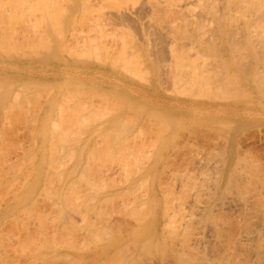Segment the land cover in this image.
<instances>
[{
	"label": "bare ground",
	"instance_id": "bare-ground-1",
	"mask_svg": "<svg viewBox=\"0 0 264 264\" xmlns=\"http://www.w3.org/2000/svg\"><path fill=\"white\" fill-rule=\"evenodd\" d=\"M39 1H41V0H39ZM39 1L31 0V3L33 2L32 3L33 5H36V3H38L37 5L39 6L43 3V2L40 3ZM45 1L47 3V0H45ZM45 1H44V3H45ZM34 2H35V4H34ZM53 2H54V0H52V2H49V0H48V4L45 5L46 4L45 3L44 4L45 6L43 4H42V6H44V8L48 7V5H50ZM58 2L59 3H56L58 5H56L55 7L58 6V8L61 9L62 14L60 12V9L58 11L60 12L61 16L64 15L63 17H61V19L63 18L65 20L64 22H66L64 25L68 24L69 26L68 25H66V26H68L69 28L72 26L71 30L70 31L68 30L69 33L67 32L69 37L67 38L66 41L69 42V45H70V46L68 45V47L74 46L75 49H73V50H75V52H76L75 53L73 51V54L75 53L76 61L74 60V58H72L73 62L75 61V67L71 71H67V70H61V71L58 70V71L61 72L60 73L61 79L67 83H70V84H68V85H70V87L73 86L72 90H75V91H72V92L77 93L79 98L78 99L76 98V99L79 102V104L81 105V107L87 106L85 111L83 110V108L78 107L80 105H76V104L73 105L72 104L73 108H75L77 106V108H79V109L81 108V110H83L84 113L87 111L85 113V114H87L88 112H92V110H94V109H100L101 110V108H103V112H104V111H106L104 108H107V106L112 107V105L116 106V104H119V103L120 104L122 103V105H124L123 103H125V104L128 103V104L136 106L134 109L135 110L134 113H137L136 112L137 108L141 109V112H143L142 110L145 109V110H147V112L153 113L155 111V107H157L156 108L157 110L161 109V108L162 109L163 108L164 109H175L178 111L179 110H190V111L196 112L197 114L203 115V117L209 118L206 121H203V119L202 120L201 119H195L196 121L195 120L194 121L196 123L192 121L195 124H192L190 122L191 125L189 124L187 126L191 127L192 129H187L186 131H184L183 134L186 132L185 133L186 135L185 136L182 135V137H180L181 138L180 141L177 140V138L181 135L179 133V129L183 125H177V123L174 122L173 123L174 125L172 126V125L167 124L168 121L165 122V120H164L166 125L167 126L169 125V127L172 126L173 129L169 133H165L167 130L163 133L159 132V134H161L160 139L157 140V141H159V144L157 142H155L154 145H155L156 149H157L156 143L158 145L161 144L160 147L157 150L155 149L154 146L152 147L154 149H149L152 151L155 150V152L153 154H151L152 153L151 151L144 153L145 155H146V153L147 154L149 153L150 156L146 155L145 157L149 156L148 158H150L152 161L149 163H146L144 161V164L145 163L148 164L146 166L147 168L144 166L146 169H144V171H142L141 173H139L137 175V179H138V176L141 174V177H143V180L147 179L149 182H148V185L142 184L143 185L142 188H144V186H146V188H144L142 190L140 189L139 186H137V187H139V188L136 187L139 192L137 191L135 193L133 191L136 188H134V189L132 188L133 193L130 192L132 185L136 182V179L133 176L134 174L133 175L131 174V171H133L131 168H132V165H134L135 167L133 166L134 167L133 169L136 168V169H139V171H141L142 168H140V167H141V162H143V160H141V158L139 159V156L142 154L139 155V153H138L139 156H137V154H135V155H133V157H132V155H129L130 154L129 152H131V154H133L132 151H133L134 147H133V149H131V148H129L130 145L128 146L129 150L126 149V151H129L128 152L129 154H127V155L131 156L130 158L132 160L133 159L134 160L132 161L131 159H128V161L129 160L132 161V163H129V165L127 164L129 169H127V167H124V168H126L125 169L126 170L125 171L126 176L124 178L125 179L124 182H125V185H127V187L125 189H127L128 193H124V195L125 194L126 195H125L124 200L122 202L123 207H124L123 217L125 216L124 220L126 218L132 220L134 223L133 224L134 226L132 225L131 227L127 228L126 231H123L126 233H125V236L122 238L121 241H117V243L109 244L107 241L109 239L110 234H112V232H114L116 230V229L114 230V228H113L116 225L111 223L112 221L110 222L111 224L109 222H108L109 224L107 223L109 218L106 221V218H104V215L108 212V210H106L107 212L105 214H103L101 211L104 212L105 210H102V205L98 203V201H100V200H97L98 198L93 199V197H92L93 200H90L91 203H89V208L91 210L89 212L95 213L94 214L95 216H100L99 214H103V217H102V215L99 217L100 219H102L100 221V224H96L98 222H94V221L93 222H91L89 220L85 221V219L82 216L81 217L84 220V222H86L88 224V228H85L86 223H85V227H84L85 230L88 229L90 231L89 232L88 230H86L87 233L95 235L96 237L98 236L99 242H97V238L95 237L96 240L94 239V242L95 241L96 242L95 243L92 242V244L93 245L94 244L99 245L100 247L105 246L102 249L98 246L95 247V245H94V248H96V249L98 248V250H100L99 251L100 253H106L110 250L114 251V250H116V248L117 249L119 248L116 251L118 253L116 264H264V160L261 159V157H260V155H258V153L253 152V150L250 151V148L249 149L247 148L245 150L242 148L243 149L242 150L239 147V142H238V141H240L238 139L242 138L241 134H242L243 130L246 129L245 130L246 132L252 131L253 130L252 128H254V127L257 128V130L254 128L256 131L253 132L254 134L251 133L252 135H250V138H254L255 134H257L256 137H258L259 140H260V138L262 139L264 137V130L262 131V129H260V128H262L260 126H262V125L264 126V0H59ZM29 3H30V0H0V14H2L1 17L5 13H6L5 14L6 19L8 17V15H7L8 13H9V15H10V13H12L11 14L12 16H14L13 14H15V13L18 14L19 16L28 14L29 11L32 10V8H33V7H31V5ZM37 5L35 6L37 9V12L42 10L41 15H43L42 14L43 7L41 6L42 9H40V6L38 8ZM52 6H53V4H52ZM36 9H34L33 12H35ZM45 9H44V13L47 10V9L46 10ZM48 9L49 10L47 13H50L51 8H48ZM51 12L53 14H55L54 13L55 11L54 12L51 11ZM30 14H32V13L30 12ZM41 15H39V16H41ZM19 16H18V18H19ZM36 16H38V15H36ZM29 17H30V15H29ZM34 17H35V15H34ZM50 17H49L50 20L47 18L48 22H50L52 19ZM15 18L17 21L15 20ZM15 18H13L11 16L8 17L9 22H10V19H12V20L14 19L13 20L14 24H12L13 23L12 21H11L12 23H10V24H12L10 26L13 27V29H11V27L9 25H7L8 23L6 20L3 21V22L6 21V25L9 26L10 29L12 30L11 32L14 31V28L16 26L15 25L16 22H17V25H19V24L21 25L23 21L29 22L28 20H30L32 17L29 18L27 21H25V19H24L25 17L23 18V16L21 17V18H23V21L21 20V18L20 19H17V17H15ZM26 18H28V16H26ZM33 19H31L30 21H32ZM43 19L45 20L44 17H43ZM55 19H57V17ZM19 20H20V23L18 22ZM41 21H43V20H40V23H41ZM0 23L4 24V23H2V21H0ZM38 23H39V21H38ZM52 23H53V21H52ZM54 23H55V21H54ZM54 23H53V25H54ZM34 24H36V23H33V25ZM23 25H25V23L22 24L20 27L22 28ZM28 25L31 26L32 24L30 22L28 24H26V27L30 28V26H28ZM64 25H62V26H64ZM4 26L2 27V32H4V30H3ZM34 26H33L34 33H35V35H37L36 34L37 32H35ZM39 26H40V28H42V25L35 26L36 31L39 28ZM66 26H65V29H66ZM20 27H19V29H21ZM26 27L24 29H26ZM57 27H59V26H57ZM44 28H45V26H44ZM31 29H29V30H31ZM65 29H63V30H65ZM107 29H109V33H108L109 35L106 32ZM17 30L15 29V31H17ZM15 31L13 33H10V34L12 36L14 34H15L14 36H17ZM26 31H28V30L26 29ZM39 31H44L43 34L45 33V30H43V28H42V30L40 29ZM58 31H59V29H58ZM7 32L8 33L5 35L9 34L8 27H7ZM18 32H20V31H18ZM21 32H22V30H21ZM23 33H25V32H23ZM39 34L41 36L43 35L42 33H38V35ZM11 35H8V36H10V39H11L10 42H12V40H13ZM29 35H30V32H29ZM29 35H27V36H29ZM31 35L33 36V31H31ZM35 35H34V37H35ZM56 35H57V33H56ZM105 35H107V37L110 36V38L105 37ZM41 36H39V37L41 38ZM46 36H48V35H46ZM60 36H63V35H60ZM60 36H58V38L61 39ZM17 37H19V36H17ZM17 37L14 39L15 42L17 40ZM65 37H67V35L62 37V40H61L62 43H64ZM30 38H31V40H34V38L32 39V37H30ZM47 38L48 37H46L45 39H47ZM51 38H53V37H51ZM5 39H7V38H5ZM19 39L20 38H18V40ZM25 39H26V35H25ZM18 40H17V42H18ZM23 40H24V35H23ZM40 40H42V39H40ZM29 41H30V39H29ZM36 41H37V39H36ZM53 41H55V40H53ZM58 41H59V39H58ZM0 42H1L0 43V45H1L3 41H0ZM25 42H23V43H25ZM19 43L16 44V46H15L16 49L19 46ZM33 43H34V41H33ZM37 43H39V39L36 42V45H38ZM7 44H9V43H7ZM20 44H22V43H20ZM26 44H27V42H26ZM46 44H47V46L49 45L47 42H46ZM31 45H33V48H31V49H34V44H31ZM63 45L59 44L60 50H61V47ZM11 46L12 45H10V47H7V48H10V50H12L11 48H13L14 45L12 47ZM42 46H43L44 50L47 49L46 47H44V41L42 42ZM50 46H51V44H50ZM64 46H63V48L66 51L67 46H66V48ZM40 47H41V45H40ZM24 48H26V46ZM28 48H30V46L27 47V50H30ZM0 49H2V48H0ZM19 49H20V47H18V50ZM21 49H23V48L21 47ZM25 50L24 51L20 50V53L23 51V55H24ZM27 50L25 53H27ZM36 50L38 51V53L40 52L39 48ZM48 50H50V47ZM68 50H67V55L70 54V51L72 49H68ZM0 51H2V50H0ZM32 51H30V53ZM46 51H44V55H45ZM51 51H52V49L50 51H48V53H46V54L49 55V52L51 53ZM55 52H57V51H55ZM20 53H19L20 56H18L17 59H19V57H21L22 53L21 54ZM40 53H42V52H40ZM63 53H65V52H63ZM3 54H4V51H3ZM31 54H33V57L35 56L34 53H31ZM35 54H36V52H35ZM53 54L54 53H52V56H51V54L48 56L49 59H53L52 58ZM8 55H10V56H8ZM14 55H15L14 56V58H15L17 55L16 54H14ZM42 55H43V53H42ZM6 56H8V58L13 57L11 54H9V52L6 54ZM25 56H27V55H25ZM40 56H41V54H40ZM27 57H29L28 59H30L29 55ZM35 57L37 58V54ZM54 57H56V55H54ZM21 58H22V60L26 59L23 56ZM42 58L44 59V56ZM28 59H27V61H28ZM49 59H47V60H49ZM34 60L37 61L40 59H34ZM61 60L63 61V58H61ZM70 60H71V58H70ZM70 60H66V61H70ZM24 61H26V60H24ZM32 61H33V59H32ZM40 62H42V60H40ZM70 62L73 63L72 61H70ZM2 63H4V62L2 61ZM63 63H65V61ZM5 64L8 65V63H6V62H5ZM0 65H2V64L0 63ZM14 65H16V63ZM18 67L19 66L17 65L16 68H18ZM60 67L58 69H60ZM21 68L25 69V68H23V66H21ZM21 68H18V69L21 70ZM0 69H2V68H0ZM153 70L155 72L158 70V73L156 72V76H158V77H155L156 79L152 77V75L155 74L152 72ZM49 71L51 73V69ZM23 72H25V71H23ZM35 72H36V70H35ZM52 73H54V72H52ZM148 74H152V75L149 76ZM1 75L2 74H0V79L2 78ZM8 77H6V78H8ZM150 77H152L153 79L152 78L150 79ZM17 78H19L17 80V81H19L20 76H17V77L12 76V77H10V81L12 79L13 80L12 83L14 84L15 80ZM3 80L6 81V79H3ZM3 80L1 82L3 84L8 83V85H6V84L1 85L0 84V88L2 89V90L0 89L1 90L0 93L6 87L8 88V86H10V85L12 86V87H10L11 89L8 88V89H6V91L4 90L5 91L4 95L6 96L7 91H9V89L10 90L13 89V85L9 83V81H8L9 79H7L8 82L7 81L3 82ZM21 80L24 82V79L21 78ZM26 80H25V84H20V83H22V82H20L19 85H17V86L28 87V85H26V84H28L29 78L27 81ZM35 80H37V79H35ZM30 81H32L33 83L36 82L33 80H30ZM158 81H160V83H162V84H160L161 88L164 87V84L166 85L165 88H163V89L164 90L167 89V91L166 90L165 91L167 93H170V95L169 94H166V96L158 95L159 90L156 91L154 88V86L157 85ZM53 82H48V83H53ZM39 83H41V82H39ZM42 83L44 85H46V82L42 81ZM29 84H31V83H29ZM36 84H37V86L44 87V86H42V84L41 85H38V83H36ZM55 84H50V85L48 84V85L51 86V85H55ZM32 85L33 84H31L29 86V88L31 87L33 89V87H34V89H35L36 85L33 87H32ZM61 85H63V84H61ZM20 87H19L20 90L16 87H15V90L18 89L21 92L23 89H25L23 87L21 89ZM46 87H48V86L46 85L44 88H46ZM66 87H67V85H66ZM66 87H64V89ZM27 89L28 88H26L25 90H27ZM32 89H30V90H32ZM43 89H42V91H43ZM35 90H37V89H35ZM39 90L41 91V89H39ZM67 90L65 89V92H67ZM69 90H68V92H69ZM14 91H13V93H15ZM24 91H23V93H26V95H27V92H29V90H27V92L26 91L24 92ZM32 91H30V92H32ZM38 91H36L35 93H37ZM46 91H45V93H46ZM20 92L17 91L16 94L17 93L19 94ZM72 92H71V94H73ZM114 92H116L118 94H115ZM38 93L36 94V96H38ZM101 93H104L105 96H103V95L99 96V94H101ZM1 94H3V93H1ZM30 94L32 95V93H30ZM30 94H28V95H30ZM42 94H39V95L41 96ZM48 94L49 93H47V95ZM63 94H64V91H63ZM71 94H68L69 95L68 97L72 96ZM106 94L108 96H106ZM113 94H115V95H113ZM12 95L13 96H11V97H15L16 102L19 101L18 99L20 98V94H19V98H16V96H14V94H12ZM53 95H52V97H53ZM73 95H75V94H73ZM23 96H24V101L27 100V102H28V99L25 98L26 97L25 94H23ZM1 97H2V95L0 96V98ZM11 97H10V99H11ZM35 97H34V99H35ZM57 97H59V96L57 95ZM68 97H67V99H68ZM73 97L75 98L76 95ZM27 98H28V96H27ZM60 98H61V96L59 97L58 103L60 102V100L63 99V97H62V99H60ZM64 98H66V97H64ZM15 99H11L10 102L12 100L15 101ZM22 99H21V102L23 101ZM73 99H71V97H70V102H71V100L73 101ZM76 99L74 100V102L76 101ZM0 100H1V103H3L5 99L3 98V102H2V99H0ZM51 100L52 99L49 100L50 102H48L46 108H49V105H50L49 103H51ZM6 101L9 103L8 100H6ZM14 101H13V103H14ZM24 101L22 103H24ZM30 101H31V99H30ZM35 101H37V100H35ZM65 101L66 102H64V100H63L62 102L67 103V100H65ZM68 101H69V99H68ZM7 102H6V105H7ZM40 102H42V99ZM78 102H76V103H78ZM28 103H30V102H28ZM28 105H31V103L27 104V106ZM41 105H43V104H41ZM62 105H64V104L62 103ZM62 105H60V106H62ZM17 106L20 107L19 104ZM37 106H38V104H37ZM57 106L59 107L58 104L56 105V107ZM65 106H67V104ZM11 107L12 106H9L12 113H14L13 112L14 109ZM18 107L16 108L17 110H19ZM24 107H26L25 103H24ZM35 107L36 106H34V108ZM69 107L71 108L70 105L68 106V109H69ZM37 108H39V110H40V107H37ZM37 108H35V109H37ZM87 108H88V110H87ZM89 108H91L92 110ZM113 108H115V107H113ZM23 109L24 108H22V110ZM1 110H2V108H1ZM3 110H2V115H4L5 117H8L5 115V113L3 114V112H4ZM26 110H28V109H26ZM50 110H51V108H50ZM100 110L98 112L99 114H100ZM6 111L7 110L5 109V112ZM28 111H26L25 114H28ZM31 111H33V109ZM42 111H44V110H42ZM62 111H63V113L65 112L64 110H62ZM109 111H111V110H109ZM117 111L118 112H115L116 117H117V113H118V115L120 114L118 116L120 119L124 118V116L123 117L121 116V115H124V114H122L123 112L121 111L122 112L121 113L120 110H117ZM18 112L19 111H17V114H18ZM47 112H48V110H47ZM53 112H54V110H53ZM76 112L78 113V111H76ZM56 113H58V112H56ZM69 113L72 114L73 112L72 113L69 112ZM84 113L82 112V114H84ZM105 113H107V112H105ZM105 113H104V115H105ZM150 113H149V115H151ZM156 113H157V111H156ZM19 114H23V111H22V113H19ZM36 114H37V116L39 115L37 112L35 113V115ZM50 114H52V113L50 112ZM65 114H63V116ZM80 114H81V111H80ZM107 114H109V113H107ZM153 114H155V112ZM53 115L51 118H53ZM109 115L105 116V118L102 119L103 122H105L104 119L105 120L107 119L108 120V121L106 120L107 125H109L108 127L103 126V127L107 128V129L103 130L104 133L106 130H107L106 132L109 133L110 132L108 130L109 127H112V125H114V123L117 122V120L119 121L118 117L117 118L114 117L115 116L114 113L112 114L113 116L110 115L112 117V119H110V120L108 119ZM149 115H147V116H149ZM158 115L159 114H157L156 117H154L155 115L154 116L152 115V116L155 119V118H158L157 117ZM162 115H164V114H162ZM181 115H180V117H181ZM4 116H0V117H4ZM46 116H48V115H46ZM68 116H69V114H68ZM138 116H139V113H138ZM143 116H145V115H143ZM169 116L170 117L172 116V118H173L174 114L169 115ZM39 117H40V115H39ZM82 117H83V115H82ZM82 117L80 119H83ZM98 117H99V115H98ZM111 117H109V118H111ZM178 117H179V115H178ZM22 118H23V115H22ZM25 118H26V116H25ZM31 118H33V116ZM51 118H50V120H51ZM78 118H75V119H78ZM94 118H95V116H94ZM101 118H102V116H101ZM166 118H167V116L162 118V119H166ZM15 119H11V120L13 121ZM90 119H91V117H90ZM162 119L160 118V120H159V118H158L156 120L162 121ZM8 120H10V119H7L6 123H8ZM72 120H74V119H72ZM72 120H71V122H72ZM83 120H80V121L76 120V121H79V124H80V122L82 124ZM88 120H89V118H88ZM100 120L98 118V120H97L98 123L92 122L90 124H88L85 121V123H86L85 128L87 129L86 132L88 131L87 132L88 135L85 133L87 136L84 134L86 137H89V135L91 134L89 132V130L91 131V129H92V131H94L93 128L96 125L100 124L99 123V122H101ZM130 120H129V122H130ZM172 120H174V119H172ZM3 121L5 122L6 119ZM16 121H18V120H16ZM29 121H28V125H29ZM63 121H65V119ZM76 121L74 120L75 123H76ZM121 121H123V120H120V122ZM144 121L146 122V120H144ZM207 121H209V122H207ZM21 122H22V120H21ZM31 122L33 123V120ZM62 122H60L61 125H62ZM67 122H69L68 119H67ZM103 122H102V124L105 125L106 122L105 123H103ZM120 122H118L116 124H119ZM138 122H139V120H137V123ZM0 123H3L2 120ZM38 123H40V122H38ZM54 123H56V122L53 121L52 123H49V125L51 124V126H53ZM75 123H73V125H72L73 127H74ZM85 123H83V125ZM147 123H148V121H147ZM23 124H25V123H23ZM79 124L77 126L81 130V128L79 126H82V125H79ZM91 124H94L95 126L92 125L93 127H91ZM123 124H124V121H123ZM123 124H122V126H123ZM130 124H132V123H130ZM130 124H128V125L131 126ZM133 124L135 125L136 123H133ZM139 124H142V123H139ZM55 125L56 124H54V126ZM61 125H59V126H61ZM3 126L4 127H0L1 128L0 133L3 132L2 131L3 128L7 127L6 124L5 125L3 124ZM46 126H48V125H46ZM98 126L102 127V125H98ZM142 126L143 125H141L140 127L143 128L144 126L143 127ZM199 126H201V127H199ZM25 127L26 126H24V128ZM41 127H42V125H41ZM69 127H71V126H69ZM73 127H72L73 130L70 128L71 131L76 132L75 131L76 129ZM103 127L101 128V130L104 129ZM131 127L134 128V126H131ZM49 128L52 129V127H49ZM54 128H56V127H54ZM117 128L115 129V131H117ZM156 128L158 131V127H156ZM247 128L249 130H247ZM11 129H12V127H11ZM32 129H34V128L32 127ZM57 129H60V128L57 127ZM66 129H67V127H66ZM94 129L98 130V128L96 129V127ZM150 129H151V127H150ZM165 129H167V128H165ZM27 130H26V128L24 129V131H26V132H27ZM46 130H47V128H46ZM52 130H54V129H52ZM63 130H62V132H63ZM80 130L77 129L78 132ZM101 130L99 128V131H101ZM143 130H145V129H143ZM20 131L23 132V130H20ZM71 131H70V134L68 133L69 137H71V133H72ZM161 131H164V130H161ZM175 131H177L179 133V134L178 133L174 134L175 135L174 137L172 134V138H174L173 142L176 145V146H174V144H173V148L175 149V147H176L177 153H175L174 149H173L174 152L172 150L171 151H172L173 155L176 154L172 158L178 157L179 159H178V161H176V163L177 162L178 163L177 164L175 163L176 166L173 167L172 164L174 163V161L171 158V151L169 152V154L166 153L168 148H169V143L167 146H165V148H163V145L165 142H167L169 140L170 133L175 132ZM65 132H66V130H65ZM118 132H119V130H118ZM125 132H126V130H125ZM136 132L138 134L139 130ZM34 133H37V128H36V132H34ZM48 133L50 134L51 132H48ZM55 133H57V130ZM55 133H53V134L51 133V134L54 135ZM64 133H63V135H64ZM81 133L82 132L77 133L78 136ZM97 133L98 132H96V134ZM123 133H124V131L122 132V136L124 135ZM126 133H128V131ZM149 133H148V135H149ZM248 133H246V134H248ZM92 134H94V132H92ZM99 134H102V132H100ZM113 134H112V136H114ZM239 134L241 136L240 138L238 137ZM243 134H244V131H243ZM0 135H2V134H0ZM30 135H32V133ZM103 135H105V134H103ZM144 135H145V133H144ZM50 136L49 135L46 136L47 139L45 137L44 140H48V139L50 140V138H48ZM56 136H57V134H56ZM60 136H62V135H60ZM85 136L84 137L81 136L82 137L81 139L76 138L77 140H74V141H76V143L77 142L80 143L84 140V142H85V139H86ZM112 136H109V137H112ZM2 137H3V135L0 136V141L3 140ZM92 137H93V135H92ZM92 137H89V138H91L90 142L93 141L92 139H94V137L93 138ZM114 137L116 139V136H114ZM134 137H136V136H134ZM150 137L151 136L149 135V138ZM243 137H244V135H243ZM42 138H44V136ZM51 138H52V141L48 140L49 142L55 141V140H53V138H54L53 136ZM57 138L62 139L59 136ZM89 138H87V140H89ZM95 138H98V137H95ZM99 138H103L102 139L103 141L105 139L104 137H100V136H99ZM107 138H108V136H107ZM156 138H158V137H156ZM108 139L105 141L109 142ZM110 139H112V138H110ZM33 140H34V138H33ZM48 141H46L47 145H48ZM57 141H56V143H57ZM99 141H101V140H99ZM99 141H96V142L93 141V142H95V144H97V142H99ZM118 141H116V142H118ZM125 141L127 142L128 140H125ZM131 141L129 143H131ZM198 141L202 145L201 144L199 145ZM67 142H69V141H67ZM43 143H45V141H43ZM70 143H71V141H70ZM76 143H75V145L78 144V143L77 144ZM40 144L41 143H39V145ZM62 144L63 143H61L60 145H62ZM64 144L66 145V143H64ZM81 144L83 146V142L80 143L79 145L81 146ZM85 144H88L89 146L87 145V147H90L94 143L92 145H90L89 143H85ZM115 144L117 145V143H115ZM125 144H123V145H125ZM136 144H135V146H136ZM75 145H72L71 149H74L73 147ZM79 145H77V146H79ZM99 145H97V146H99ZM106 145H107V143H106ZM106 145H105V148H106ZM126 145H128V144H126ZM80 146L77 147V149H74L73 151H74V154L76 156L80 154L81 157H83V155L81 153L84 151V149H85L84 146L86 147V145L83 146L82 151L80 150L81 153L78 152ZM94 146L96 147V145H94ZM0 147H1V144H0ZM107 147H109V146H107ZM7 148H4L3 150H6ZM9 148H10V146H9ZM14 148H16V147H14ZM14 148H13V150H15ZM122 148H124V147H122ZM1 149H0V151H1ZM10 149H12V148H10ZM50 149L51 148H49V150ZM88 149H91V147L87 148L86 151ZM115 149H116V147H115ZM130 149H131V151H130ZM184 149H186V150H184ZM31 150L33 151V149H31ZM95 150H98V149L95 148ZM141 150H140V153L142 152ZM104 151H105V149H104ZM112 151H114V149ZM181 151H182L181 155L180 154L177 155L178 152L180 153ZM184 151L186 153H184ZM22 152L24 153V151H22ZM77 152H78V154H76ZM6 153L9 154V152H6ZM70 153L71 152H69V154ZM84 153H88V151L84 152ZM66 154H67V152H66ZM119 154H120V151H119ZM123 154L124 153L122 152V155ZM5 155H3V156H5ZM9 155H12V154H9ZM62 155H63V153H62ZM169 155H170L171 159L167 163V161H165V159L169 158ZM1 156L2 155H0V158H3ZM76 156L73 157V155H72L73 158H75ZM106 156H108V155H106ZM114 157H112V158H114ZM119 157H121V156H119ZM145 157L143 155L144 159H145ZM54 158H55V155H54ZM79 158L80 157L78 156V161L76 160L77 162H79L78 164H80L77 167H79L81 165H85V164H82V161H84L85 159H83L80 162L81 159H79ZM86 158L89 159V157H86ZM92 158H94V155L92 156ZM105 158H107V157H105ZM105 158H103V161ZM11 159H12V157H11ZM24 159H27V158H24ZM68 159H70V158H68ZM101 159L102 158H100V161H101ZM116 159H117V157H116ZM154 159H156V160L154 161ZM161 159H163V161H164L163 165L164 164H166V165H164V168L162 167L163 170L162 171L160 170V173L164 172L165 171L164 169H167L169 167L168 168L169 170H167L169 172L168 177L173 176V178H174V181H173L174 183L171 181L172 182L171 186H169V185L171 183L170 178H172V177H170L168 179V181L170 183H167L168 189L165 188L166 192L168 190L167 194H166L165 190L159 191L157 189V185H158L159 181L157 180L158 182H156V180H155V177L157 174L156 171L158 170V168L160 167V163L162 162ZM0 160H3V159H0ZM55 160H56V158H55ZM91 160H93V159H90V161ZM94 160H95V158H94ZM113 160H115V158ZM120 160L121 159H119L118 161H120ZM159 160H161L160 163H159ZM21 161H22V159H21ZM51 161H52V158H51ZM72 161L71 160L69 161L71 164L69 162L68 163L70 165L74 166L75 163L73 165ZM85 161H87V160H85ZM90 161L87 162L88 165H90L89 164ZM96 161H98V160H96ZM96 161L93 163L95 164ZM100 161L97 163H100ZM108 161L109 160H107L105 162L109 163V162H111V159L109 162ZM116 161H115V163H116ZM6 162H8V161H6ZM13 162L16 163L15 160ZM1 163H2V161H1ZM47 163H49V162H47ZM112 163H114V161H112ZM25 164H27V163H25ZM25 164L23 166H25ZM58 164H60V163H58ZM63 164H67V163L64 162V163H62V165ZM94 164H91V166ZM3 165H4V163H3ZM9 165H11V164H9ZM21 165H22V163H21ZM54 165H56V164H54ZM88 165L82 166V168L80 167L81 168L80 170H79V168H77V170L79 171L78 172L79 176L77 173V177L75 178L77 181L75 179H74V181L80 182V183L82 182V184L84 182L87 183L88 176L90 177L91 176L90 174H93V172H91V171H94L95 168L96 169L99 168V167H95L97 165L96 164V165H94V168L91 170V167H88ZM117 165H116V167H117ZM113 166H115V164H113ZM122 166H124V163ZM129 166H131V167H129ZM30 167L32 168V166H30ZM46 167H48V166H46ZM56 167H58V166H56ZM75 167H71V168L73 169V172L76 173L77 170L74 169ZM101 167H105V166H101ZM27 168H29V167H27ZM40 168H41V166H40ZM71 168H68V169L65 168V169H67L66 171L63 169V171L65 172L64 174H67L66 172H68L69 170H70V172H72ZM20 169H22V168H20ZM54 169H56V168H54ZM9 170L10 169L8 166V171ZM26 170H28V169H26ZM47 170L48 169H46V171ZM59 170H60V168H59ZM8 171H7L6 176L9 174ZM102 171H103V169H102ZM102 171H101V173H102ZM109 171H111V170H109ZM4 172H6V169ZM70 172L68 173L69 175H67V176H70ZM61 173H63V172H61ZM61 173H60V175H61ZM95 173L99 174L98 170ZM116 173H115V175H116ZM133 173H134V171H133ZM164 173H161V174H164ZM54 174H56V173L54 172ZM74 175L75 174L73 173V176ZM24 176L25 175H23V177ZM71 176H72V173H71ZM107 176H108V174H107ZM118 176H120V174ZM159 176L162 177L161 175H159ZM165 176H167V175H165ZM165 176H164V179L167 178V177L165 178ZM0 177H1V179H3L2 176H0ZM19 177L21 178V176H19ZM62 177L65 179L67 178L66 179L67 181H68V179H70L68 177H64V176H62ZM97 177H99V176H97ZM13 178L14 177L12 176L11 180ZM100 178H101V176L98 178V180ZM104 178H102V179H104ZM122 178H123V176H122ZM25 179H26V177H25ZM57 179H59V178H57ZM71 179L73 180L72 177H71ZM20 180H18V181L20 182ZM62 180L63 179H61L60 181H62ZM93 180L90 181V178H89V182H92ZM95 180L97 181L96 178H95ZM109 180H111V179H109ZM160 180H162V179H160ZM50 181H52V180H50ZM60 181H58V184ZM106 181H108V180H106ZM140 181H142V180H140ZM9 182H10V179H9ZM76 182H74V183H76ZM93 182L91 183L92 185L95 183V182L94 183ZM137 182H139V181L137 180ZM160 182L162 183V181H160ZM18 183H16V184H18ZM60 183H62V182H60ZM80 183L78 186H80ZM164 183H165V180H164ZM164 183H163V185H164ZM13 184H14V181H13ZM13 184H12V186H14V188L13 187L12 188L16 190L15 185H13ZM67 184H69V183H67ZM76 184H78V183H76ZM82 184H81V186H82ZM91 184H90V186H91ZM42 185H43V183H42ZM135 185H137V183ZM51 186H52V184H51ZM59 186H61V185H59ZM160 186H161V184H160ZM1 187H3V186H1ZM41 187H43V186H41ZM52 187H54V185ZM80 187H78V189H75V188L74 189L69 188V189H73V191L74 190L79 191ZM91 187H93V186H91ZM112 187H116V184H115V186L113 185ZM133 187H135V186H133ZM164 187H165V185L163 186V189H164ZM17 188H18V186H17ZM83 188H84V185H83ZM27 189H25V190H27ZM33 189H36V188L34 187ZM88 189H89V187H88ZM59 190L61 192V189H59ZM64 190H66V189L64 188ZM83 190H81V191L84 192L83 194H85V191H83ZM86 190H87V186H86ZM91 190L94 191L95 188L94 189L91 188ZM27 191H29V189ZM30 191H32V190H30ZM37 191H39V190H37ZM41 191L38 192V193H40V195L45 194V192L41 193ZM105 191H107V190H105ZM105 191H104V193H105ZM117 191H118V189H117ZM108 192H111V191H108ZM161 192H163V195H165V196H163L161 194ZM4 193H6V192H4ZM12 193H10V196ZM52 193L53 192H51V194ZM67 193H69V192H67ZM98 193H96V194L98 195ZM28 194H26V195L28 196ZM63 194H64V192H63ZM113 194L115 195L117 193H113ZM6 195H8V194H6ZM6 195L4 197L7 198ZM14 195H12V196L14 197ZM26 195L24 194L23 196L27 197ZM30 195H32V194H29V196ZM58 195H60V194H58ZM58 195L56 194L57 198H58ZM76 195H79L77 191H76ZM118 195H119V193H118ZM23 196L21 197V195H20L21 198H23ZM74 196L75 195L73 194V198H74ZM88 196H89V194H88ZM88 196H86V197H88ZM1 197L3 198V196H1ZM63 197L61 198L59 196V199L61 198V201H62ZM115 197H117V196H115ZM66 198H68L70 200V195H67ZM120 198H122V196ZM32 199L35 200V197L34 198L32 197ZM59 199H58V203H57V201L55 203H57L61 207L62 205L60 204ZM46 200H47V198H46ZM46 200L44 199V201H46ZM74 200H75V198H74ZM86 200H84V201H86ZM163 200L165 201V204H162ZM31 201L32 200H29V202H31ZM76 201H78V199H76ZM81 201H82V199H81ZM81 201L79 200L78 202H81ZM90 201H87V202H90ZM32 202L30 204H35V201H34V203H32ZM63 202L68 204V202H66V201H63ZM71 202H69L70 205H71ZM110 202H111V200H110ZM114 202H116V201L114 200ZM0 203L2 205L1 201H0ZM65 203H62V204H64V206H65ZM119 203H117V205ZM17 204H19L18 201H17ZM84 204H85V202H84ZM35 205H34V209H37V208H35ZM106 205H109V204H106ZM112 205L110 204L111 208H112ZM27 206H29V204ZM30 206L27 207V209L25 207V209H24L25 212H27L28 209H30ZM64 206H62L64 208V211L66 209H68V207L70 208V210L72 207H75L74 204H72V206L68 205L67 208H65ZM37 207H40V206H37ZM62 207H61V209H62ZM105 207L103 209H105ZM9 208H12V207H9ZM115 208L113 207V209H115ZM38 209L40 210V208H38ZM73 209H72V212H73ZM76 209H77V207H76ZM108 209H109V207H108ZM113 209H111V211L109 209V211L112 212V211H114ZM9 210H7V211L9 212ZM11 210H13V209H11ZM17 210H19V209H17ZM79 210H81V209H79ZM31 211H29V212L31 213ZM81 211H83V210H81ZM178 211L182 212V215H180L181 213H179V215L181 217L178 215ZM29 212L24 213V214H28ZM68 212H70V211L66 210L65 213H62V210H61V212H60L63 215V216L60 215V217L62 216L61 221L64 223L69 222V220H67V218H68L67 216H69L71 212L70 213H68ZM39 213L37 212L38 215H39ZM45 213H47V212H45ZM53 213L55 214V212H53ZM14 214H13V216H14ZM24 214H22V215H24ZM37 214L34 216H37ZM40 214L42 217V213H40ZM75 214H77V212H75ZM5 215H7V214H5ZM107 215H108V213H107ZM110 215H112V214H110ZM110 215H108V216H110ZM2 216H3V214H2ZM32 216L33 215H31V217ZM53 216H55V215H53ZM77 216H78V214H77ZM83 216H84V214H83ZM173 216L177 217L176 219H178V216H179L180 220L178 219V223L176 222L174 227H173V225L169 224L170 225L169 227L172 226L170 229L167 227L168 226L167 222L169 221V219H172V222L174 224V221H175L174 218L175 217H173ZM39 218H37V219H39ZM43 218H44V216H43ZM118 218H116L117 223H118ZM69 219H72V216L71 217L69 216ZM82 219L80 218L81 221H83ZM86 219H87V216H86ZM94 219H96V221H97L96 217ZM6 220L7 219H5L4 221L6 222ZM24 220H26V219H24ZM59 221H60V219H59ZM87 221H89V222H87ZM94 224H96V225H94ZM112 224L114 226H112ZM120 224H119V226H120ZM12 225H13V223H12ZM25 225H26V222H25ZM25 225H21V226H19V228H18V225L15 227H17V229H19L18 232L27 234V232H29L27 230H29V229H27L28 227L26 228L27 225L26 226ZM70 225H68V226L70 227ZM39 226L40 225H38L37 227H39ZM55 226H57V228H58V224ZM83 226H84V223H83ZM40 227L41 228H38V230H36L37 233L32 235V236L29 233H28V235H30V236L26 235L27 237H24V238L22 236H20L21 240H19V242H18V239H19L18 237L20 234L18 235V237L15 236V237H17V242H15V243H17L18 246L16 244H14L15 245L14 247L15 248H16V246L18 247L17 249H18V252L20 254H21V252H25V253L29 252L34 246L35 247L42 246V245L44 246L43 243L46 242L45 239L48 237L47 234H49V233H50V238L53 237V239H54V237L55 238L58 237L59 233H57V237H56V227H55V229L52 232H50L52 230V228H51L49 233L46 234L47 237L45 236V239H44V234L47 231L45 232V228H44V232H45L44 233L43 228H42L44 226H40ZM50 227H51V225H50ZM63 227H60V228H63ZM4 228L8 229L6 227H4ZM65 228H66V225H65ZM115 228H117V227H115ZM121 228H123L122 225H121ZM73 229H74V227H73ZM78 229L79 228H77V230ZM59 231L60 230H58V232ZM70 231H72V228L70 229ZM134 231L135 232H143L144 234H142L140 239L134 240V241H132V243H130L129 241H131V239H132V233L131 232H134ZM60 232H62V231H60ZM74 232H72V233H74ZM115 232L117 233V231H115ZM84 233L86 234V232H84ZM98 233L101 234L102 236L97 235ZM64 235H66V234L64 233ZM69 235H72V234L70 233ZM23 236H25V235H23ZM60 237H62V236H60ZM65 237L66 236H64V238ZM74 237H75V235L72 238H74ZM85 237H86V235H85ZM0 238H1V236H0ZM6 238H7V236H6ZM12 238H13V235H12ZM22 238L25 240L22 241ZM50 238H49V240H50ZM89 238H92V237H90V235H89ZM99 239H101V240H99ZM110 239H111V237H110ZM42 240H44V241H42ZM54 240L52 242H54ZM75 240H78V239H75ZM90 240H92V239H90ZM20 241H22V242L20 243ZM56 241H57V243L59 242L58 247L59 248L62 247V249H64L63 244L66 242V240H64L65 241L64 243H63V239L62 240L59 239V241L57 239ZM56 241H55V243H53V245L57 244ZM48 242L49 241H47V244H49ZM78 242H79V240H78ZM86 242L84 243V246L87 245ZM88 242H90V241L88 240ZM105 242H107V243H105ZM61 243H62V245H61ZM68 243H67V245H69ZM119 244H121V246H119ZM2 245L3 244H0V246H2ZM36 245H38V246H36ZM43 246H42V249H43ZM55 246H57V245H55ZM55 246L54 247L52 246V247L55 249L56 248ZM74 246H77V245H74ZM82 246H83V244H82ZM84 246H83L84 249L79 248L80 246H78V248L80 250L77 249V251H81V249L87 251L90 249V247H88V249H86L87 247H84ZM3 247H4V245H3ZM44 247H48L47 249L51 248V246H44ZM9 248H8V250H9ZM45 249L46 248H44L43 250H45ZM92 249H93V247H92ZM35 250H36V248H35ZM35 250L32 251V252H34V254L37 253ZM43 250H41V251H43ZM56 250H57V248H56ZM113 251H112V253H113ZM18 252H17V254H19ZM46 252L44 251V253H46ZM53 252L55 254H51L49 256L43 254L40 257H36L40 261L38 263H40V264H55L56 260L54 258L56 257V255H58V256H60V255L58 253H56V251H53ZM53 252H51V253H53ZM116 252H114V253L116 254ZM13 253H15V252H13ZM112 253L110 254L111 256H112ZM9 254H10V252H9ZM41 254H42V252H41ZM60 254H62V253H60ZM115 254H113V255H115ZM81 255L82 254H80V256ZM92 255L94 256V254H92ZM110 255H107V256H110ZM0 256H1V253H0ZM27 256H26V258H28ZM58 256L56 259L58 261H60L61 260L60 258H63V256L59 257V259H58ZM65 256H66V253H65L64 257ZM96 256L97 255H95V257ZM111 256L109 257V260H110V258H113V256L112 257ZM2 257L5 258L6 256L4 257V255H3ZM68 257H66V258L68 259ZM105 258H102V259L104 260ZM7 259H4V260H6V262H7ZM73 259L71 258V260H73ZM107 259H108V257H107ZM114 259L115 258H113V260L112 259L111 260L114 261ZM0 260H3V259L0 258ZM8 260L10 261V259H8ZM66 260H64V261H66ZM109 260H108V264L110 262ZM58 261H56V262H58ZM64 261L62 259L63 263H64ZM68 261H66V263H64V264H68L67 263ZM19 262H20V259H19ZM31 262H34L33 259ZM72 262L73 261H71L70 264H73ZM31 264H33V263H31Z\"/></svg>",
	"mask_w": 264,
	"mask_h": 264
},
{
	"label": "rangeland",
	"instance_id": "rangeland-1",
	"mask_svg": "<svg viewBox=\"0 0 264 264\" xmlns=\"http://www.w3.org/2000/svg\"><path fill=\"white\" fill-rule=\"evenodd\" d=\"M33 1H39V0H33ZM44 1L45 0H41V1H39L40 3L41 2H43L42 4L44 5L45 3H46V1H45V3H44ZM59 0H54V2L53 3H49L50 5H48V7H45L44 8V6L45 5H47L48 4V0H47V3L44 5V6H42V4L41 5H39L40 6V9H42L41 8V6L43 7V12H42V14L43 15H41V11L42 10H40V11H38L37 12V9H36V5L38 4V3H36V5H33L32 3H31V0H30V5H31V7H33L34 9H36V11L35 12H33V8H32V10H30L29 11V13L28 14H25V15H20L21 17L23 16V18L25 19V21H27L29 18H31V19H33L32 21H30V20H28L32 25L30 26V25H28V26H30V28H28V27H26V24H28L29 22H24L23 21V18H21L18 14H13L15 17H17V19H20L21 18V20L25 23V25H23V29L26 27V29L30 32V35H29V32L28 31H26V29H22L20 26L22 25V24H24L22 21V24L20 25H17V20H16V18L14 17V16H12L11 14L12 13H10V15H9V13L7 14L8 15V17H13V18H15V22H16V26L18 27H16L15 26V28H14V31H15V29L17 30V31H15L16 32V35L17 36H19V37H17V36H12L10 33H13V32H11L12 30L11 29H13V27H11L10 25H12V24H14V19L12 20V19H10V22H9V19H8V17H7V19L5 18V14H3V16L1 17V15L2 14H0V21H2V23H4V24H1L0 23V41H3L2 42V46L0 45V48H2V49H0V50H2V51H0V63L2 64V65H0V68H2V69H0V74H2L1 75V77L3 78V79H6V81H7V79H9L8 81H9V83L10 84H12L13 85V89L12 90H10L11 88L10 87H12L11 85L10 86H8V88H10L9 89V91H7V97L4 95L5 94V91H6V89H8L7 87L1 92V93H3V94H1L2 95V97L0 98V99H2V102H3V98L5 99L4 100V102L3 103H1V100H0V116H4V115H2V110L5 108L7 111L5 112V109L3 110L4 112H3V114L5 113V115L6 116H8V117H0V122H1V120H2V122L3 123H0V127H4L3 126V124L5 125L6 124V126L8 127H6V128H3L2 129V133H0V134H2L3 135V140H1L0 141V144H1V147H0V149H1V153H0V155H2L1 157H3V158H0V159H3V160H0V176H2V178L3 179H1V177H0V201L2 202V205H1V203H0V236H1V238H0V244H3L4 245V247H3V245L2 246H0L1 248H0V253H1V256H0V258H2L3 260H0L1 262H0V264H31V263H33V264H37L38 262H40L39 261V259L38 258H36V257H40V256H42L43 254H45V255H51V254H55L53 251H56V253H58L60 256H58V255H56V257L54 258L56 261H58L56 258H57V256H58V259H59V257H62L63 256V258H60L61 260L60 261H58V262H56L55 260V264H64V263H66V261H73L72 263L74 264H108V260H109V257L111 256L110 254L112 253V251L113 250H110V251H108V252H106V253H100L99 251L100 250H98V248L96 249V248H94V245L92 244V242H94V239L96 240V238H97V242H99L98 241V236L96 237L95 235H92V234H90V233H87V231L86 230H88V229H86L85 230V228H88V224L86 223V222H84V220L82 219V217L85 219V221L86 220H89V221H91V222H98V223H96V224H100V221L102 220V219H100L99 217L102 215V217H103V214H105L107 211L106 210H108V215H110V214H112V215H110V216H108L107 215V213L104 215V218H106V221L108 220V218H109V220L107 221V223L109 222H111V223H113V224H115L116 226H114L113 224H112V226H114L113 228H114V230L115 231H117V233L115 232H112V234H110V236H109V239H108V243L109 244H113V243H117V241H121L122 240V238L125 236V233L126 232H123V231H126L127 230V228H129V227H131L134 223H133V221L132 220H130V219H125L124 220V218H125V216L123 217V215H124V212H123V210H124V207H123V200H124V197H125V195H124V193H128L127 192V189H125L126 187H127V185H125V176H126V168H124V167H127V169H129L128 168V166H127V164L129 165V163H132V161L134 160H132L130 157L131 156H129V155H132V157H133V155H135V154H137V156H139L140 154H142V155H140L139 156V159L141 158V160H143V162H141V167L140 168H142L141 169V171H139V169H133L135 166L134 165H132V170L134 171V173H133V171H131V174L135 177V179H136V182L132 185V187H131V191L130 192H132V190L134 189V188H136L137 186H139L140 187V189L142 190V189H144V188H146V186H144V188H142L143 187V185H148V180L146 181L145 179V181L143 180V177H141V174L138 176V179H137V175L139 174V173H141L142 171H144V169H146L147 167V165L148 164H146V163H149V162H151L152 160L150 159V158H148L150 155H149V153L147 154L146 153V155H149V156H147V157H145L146 155L144 154L145 152H152L151 154H153L154 152H155V150H149V149H154V148H152L153 146L155 147V142H157L158 144H159V141H157V140H159L160 139V137H161V134H159V132L160 133H163V132H165L166 130V132L165 133H169V132H171L172 131V126L174 125L173 123L174 122H176L177 123V125H183L180 129H179V133L181 134L178 138H177V140H179L180 141V137H182V135H186L185 133L183 134V132L184 131H186L187 129H192L191 127H189V126H187V125H191V123L192 124H195L196 122V120L195 119H203V121H206L207 119H209V118H206V117H203V115H200V114H197L196 112H194V111H190V110H175V109H156L157 107H155V114H153V113H150V112H147V110H142L143 112H141V109H139V108H137L136 109V112L137 113H134L135 112V107L136 106H134V105H131V104H128V103H123L124 105H122V103L120 104H116V106H114V105H112V107L111 106H107V108H104L106 111H104L103 112V108H101V110L100 109H94V110H92L91 108H89V109H91L92 110V112H88L87 114H85L84 113V111H85V109H86V107L85 106H82L81 107V105L79 104V102L77 101V99L79 98L78 97V95H77V93H73L72 91H75V90H72L73 88V86H71L70 87V85H68V84H70V83H67V82H65V81H63L62 79H61V77H60V71L61 70H67V71H71L74 67H75V61H76V58H75V50H73V49H75V47L73 46H71V47H68V45H69V42H67L66 40H67V38L69 37V35L67 34V32L69 33V31L71 30V28H72V26L69 28L68 26V24H66V25H68V26H66V25H64L66 22H64L65 20L62 18L61 19V17H63V16H61V14H62V12H61V9L60 8H58V6L57 7H55L56 5H58V4H56V3H59L58 2ZM49 2H52V0H49ZM39 3V4H40ZM34 4H35V2H34ZM52 4H53V6H52ZM38 6V5H37ZM39 6H38V8H39ZM51 6V7H50ZM48 8H51L50 9V13H47L48 12ZM31 9V8H30ZM44 9L46 10V12L44 13ZM54 9V10H53ZM60 9V12H61V14H60V12L58 11ZM39 10V9H38ZM51 11H55L54 13L55 14H53ZM57 11V12H56ZM30 12L32 13V14H30ZM37 13V14H36ZM35 15V17H34V15ZM49 14V15H48ZM52 14V15H51ZM60 14V15H59ZM29 15H30V17H29ZM36 15H41V16H36ZM58 15V16H57ZM18 16H19V18H18ZM26 16H28V18H26ZM45 18V20L43 19V17ZM47 16V17H46ZM51 16V17H50ZM4 17V18H3ZM41 17V18H40ZM49 17L50 18H52L51 19V21L50 22H48V19H49ZM57 17V19H55ZM3 18V19H2ZM48 18V19H47ZM2 19V20H1ZM4 20H6L7 21V25H9L10 27H11V29H10V27L9 26H7L6 25V21L5 22H3ZM35 20V21H34ZM40 20H43V21H41V23H40ZM50 20V19H49ZM13 23H12V22ZM38 21H39V23H38ZM46 21V22H45ZM52 21H53V23H54V21H55V23H54V25H53V23H52ZM63 21V22H62ZM19 23H20V20L18 21ZM10 23H12V24H10ZM33 23H36V24H34L35 26H38V25H42V28H43V30H45V33L43 34V32L44 31H39L40 29L42 30V28H40V26H39V30L37 29V31H36V27L33 25ZM38 23V24H37ZM48 23V24H47ZM52 25H51V24ZM57 23V24H56ZM63 23V24H62ZM45 24V25H44ZM64 25V26H62V25ZM2 25V26H1ZM5 25V26H4ZM48 25V26H47ZM4 26V28H3V30H4V32H2V27ZM8 27V31H9V34L8 35H11V37H12V42H10V36H8V35H5V34H7L8 32H7V27ZM33 26H34V29H35V32H37L36 34L37 35H35V33H34V30H33ZM44 26H45V28H44ZM57 26H59V27H57ZM65 26H66V29H65ZM19 27L21 28V29H19ZM53 27V28H52ZM61 27V28H60ZM32 28V29H31ZM47 28V29H46ZM29 29H31V30H29ZM58 29H59V31H58ZM63 29H65V30H63ZM6 30V31H5ZM21 30H22V32H21ZM69 30V31H68ZM18 31H20V32H18ZM31 31H33V36L31 35ZM54 31V32H53ZM56 31V32H55ZM23 32H25V33H23ZM61 32V33H60ZM106 32H107V34L109 33V29H107L106 30ZM18 33V34H17ZM38 33H42L43 35L41 36L40 34L38 35ZM56 33H57V35H56ZM63 33V34H62ZM52 34V35H51ZM59 34V35H58ZM134 34V33H133ZM3 35V36H2ZM23 35H24V40L27 42V44H26V42L23 40ZM25 35H26V39H25ZM27 35H29V36H27ZM34 35H35V37H34ZM46 35H48V36H46ZM60 35H63V36H66L67 35V37H65L64 38V43H62V37L63 36H60ZM109 35V34H108ZM5 36V37H4ZM39 36H41V38L39 37ZM48 37L47 39H45L46 37ZM53 37V38H51V37ZM57 38H55V37ZM58 36H60L61 37V39L60 38H58ZM3 37V38H2ZM17 37V40H18V38H20L19 40H18V42H17V40H16V42L14 41V39ZM28 37V38H27ZM30 37H32V39L34 38V40H31V38ZM43 37V38H42ZM105 37H107V35H105ZM5 38H7V39H5ZM107 38H110V36H108ZM3 39V40H2ZM9 39V40H8ZM29 39H30V41L32 42H30L29 41ZM36 39H37V41H38V39H39V43H37L38 45H36ZM40 39H42V40H40ZM58 39H59V41H58ZM8 40V41H7ZM53 40H55V41H53ZM57 40V41H56ZM14 41V42H13ZM33 41H34V43H33ZM36 41V42H35ZM41 41V42H40ZM44 41V47H46L47 49H45L44 50V48H43V46H42V42ZM22 43V44H20V43ZM23 42H25V43H23ZM46 42L49 44L48 46H47V44H46ZM66 42V43H65ZM1 43V42H0ZM6 43V44H5ZM7 43H9V44H7ZM19 43V46L18 47H20V49L18 50V47H17V49L15 48V46H16V44H18ZM34 44V49H31V48H33V45H31V44ZM68 43V44H67ZM50 44H51V46H50ZM59 44L61 45H63L65 48H66V46H67V48H66V51H65V49L63 48V46L61 47V50H60V46H59ZM6 45V46H5ZM8 45V46H7ZM10 45H14L13 46V48H11L12 50H10V48H7V47H10ZM21 45V46H20ZM23 45V46H22ZM36 45V46H35ZM40 45H41V47H40ZM11 46V47H12ZM26 46V48H24ZM30 46V48H28V49H30V50H27V47H29ZM32 46V47H31ZM70 46V45H69ZM5 47V48H4ZM21 47L23 48V49H21ZM37 47V48H36ZM49 47H50V50L52 49V51H51V53L49 52V55L51 54V56H52V53H54L53 54V59H49V55H47L46 53H48V51H50V50H48L49 49ZM52 47V48H51ZM54 47V48H53ZM40 49V52H42L43 53V55H42V53H38V51L36 50V49ZM27 50V53H25L26 52V50ZM59 49V50H58ZM68 49H72L71 51H70V54L69 55H67V50ZM8 50V51H7ZM16 52H15V51ZM20 50H25V52H24V55H23V51L20 53ZM33 50V51H32ZM47 50V51H46ZM3 51H4V54H3ZM7 51V52H6ZM29 51V52H28ZM30 51H32L31 53H34V55L36 56V54H37V58L34 56L33 57V54H31L30 53ZM44 51H46L45 52V55H44ZM55 51H57V52H55ZM69 51V50H68ZM73 51L75 52L74 54H73ZM6 52V53H5ZM9 52V54H11L13 57H11V58H8V56H10V55H8V56H6V54ZM14 52V53H13ZM35 52H36V54H35ZM63 52H65V53H63ZM19 53L21 54V57L23 56L24 58H26V59H24V60H26V61H24V60H22V58L21 57H19V59H17L18 58V56H20L19 55ZM29 53V54H28ZM14 54H16L17 56L14 58ZM40 54H41V56H40ZM25 55H29L30 56V59H28L29 57H27V56H25ZM54 55H56V57H54ZM6 56V57H5ZM44 56V59L42 58ZM71 56V57H70ZM73 56V57H72ZM4 57V58H3ZM32 57V58H31ZM40 57V58H39ZM59 57V58H58ZM55 58V59H54ZM61 58H63V61L61 60ZM70 58H71V60H70ZM72 58H74V62H73V60H72ZM27 59H28V61H27ZM32 59H33V61H32ZM34 59H40V60H42V62H40V60H34ZM47 59H49V60H47ZM30 60V61H29ZM46 60V61H45ZM66 60H70V61H72L73 63H71L70 61H66ZM2 61L4 62V63H2ZM58 61V62H57ZM65 61V63H63ZM5 62L6 63H8V65L7 64H5ZM35 62V63H34ZM16 63V65H14ZM23 64V65H22ZM33 64V65H32ZM17 65L19 66L18 68H21V66H23V68H25V69H22L21 68V70L20 69H18V68H16L17 67ZM6 66V67H5ZM11 66V67H10ZM61 66V67H60ZM64 66V67H63ZM8 67V68H7ZM27 67V68H26ZM47 67V68H46ZM60 67V69H58ZM4 68V69H3ZM11 69V70H10ZM13 69V70H12ZM16 69V70H15ZM51 69V73H50V70ZM20 70V71H19ZM35 70H36V72H35ZM58 70H60V71H58ZM156 70V69H155ZM23 71H25V72H23ZM48 74H47V73ZM52 72H54V73H52ZM59 72V73H58ZM153 73H155V74H148L149 76L150 75H152V77L153 78H155V77H158V76H156V72L158 73V70L155 72L154 70L152 71ZM151 73V72H150ZM39 74V75H38ZM59 74V75H58ZM5 75V76H4ZM9 76V77H8ZM17 77V76H20V80L19 81H17L19 78H17L16 80H15V83L13 84L12 83V79H11V81H10V77ZM57 76V77H56ZM5 77V78H4ZM6 77H8V78H6ZM29 78V80H28V78ZM52 77V78H51ZM152 77H150V79L152 78ZM1 78V79H2ZM21 78L22 79H24V82L21 80ZM28 80V84H26V85H28V87H23V86H17V85H19V83L20 82H22V83H20V84H25V80L26 79ZM54 78V79H53ZM152 78V79H153ZM0 79V84L1 85H4V84H6V85H8V83H2L1 81L3 80H1ZM35 79H37V80H35ZM53 79V80H52ZM156 79V78H155ZM159 79V78H158ZM26 80V81H27ZM30 80H33V81H36V82H32V81H30ZM160 80V79H159ZM6 81H4L3 80V82H6ZM7 81V82H8ZM42 81L43 82H46V85L48 86V87H46V88H44L46 85H44L43 83H42ZM54 81V82H53ZM39 82H41V83H39ZM48 82H53V83H48ZM27 83V82H26ZM29 83H31V84H33L32 85V87L33 86H35L36 85V87H35V89H37V90H35L34 89V87H33V89L30 87L29 88V86L31 85V84H29ZM36 83H38V85H41L42 84V86H44V87H40V86H37V84ZM50 85V84H55V85H51V86H49L48 84ZM66 83V84H65ZM61 84H63V85H61ZM156 84V83H155ZM160 84H162V83H160V81H158L157 82V85H155L154 86V88H155V90L156 91H158L159 92V94L158 95H160V96H166V94H169L170 95V93H167L166 91H167V89H163V88H165V84H164V87H162L161 88V85ZM66 85H67V87H66ZM160 85V86H159ZM15 87L16 88H18L19 89V87L22 89V87L23 88H28L27 90H29V92L30 91H32V92H30V93H32V95L29 93V92H27V90H25V89H23L21 92L17 89V90H15ZM40 87V88H39ZM57 87V88H56ZM59 87V88H58ZM64 87H66L65 89L67 90H69L70 88V90H69V92H68V90H67V92H65V89H64ZM44 88V89H43ZM51 90H50V89ZM1 89V88H0ZM30 89H32V90H30ZM39 89H41V91H42V89H43V91L41 92ZM47 91H46V90ZM55 89V90H54ZM61 89V90H60ZM2 90V89H1ZM0 90V91H1ZM15 90V91H14ZM26 91L27 92V95H26V93H23V91ZM39 90V91H38ZM46 91V93H45V91ZM13 91L15 92V93H13ZM20 92L19 94H20V98H19V94L17 93L16 94V92ZM24 91V92H25ZM36 91H38L37 93H38V96H36V94L37 93H35ZM60 91V92H59ZM63 91H64V94H63ZM73 93V94H75L76 95V97L74 98L73 96H75V95H73V94H71V92ZM11 92V93H10ZM44 92V93H43ZM55 92V93H54ZM43 93V94H42ZM47 93H49L48 95H47ZM62 95H61V94ZM113 93V92H112ZM115 94H118V93H116V92H114ZM12 94H14V96H16V98H19L18 100L19 101H17L16 102V99H15V97H11V96H13ZM22 94V95H21ZM23 94H25V98L26 99H28V102H30L31 103V105H28L27 106V104H30V103H28L27 102V100H25L24 101V96H23ZM28 94H30V95H28ZM39 94H42L41 96L39 95ZM54 94V95H53ZM60 94V95H59ZM67 94V95H66ZM68 94H71L72 96H70L71 97V99H73V101L71 100V102H70V97H68L69 95ZM115 94H113V95H115ZM0 95V96H1ZM9 95V96H8ZM36 97H35V96ZM52 95H53V97H52ZM57 95L60 97L61 96V98L60 99H62V97H63V99L62 100H60V102L58 103V101H59V97H57ZM65 95V96H64ZM105 96V94L104 93H101V94H99V96ZM112 95V94H111ZM5 96V97H4ZM27 96H28V98H27ZM47 96V97H46ZM51 96V97H50ZM106 96H108L107 94H106ZM168 96V95H167ZM10 97H11V99H15V101L14 100H12L11 102H10ZM30 97V98H29ZM34 97H35V99H34ZM40 97V98H39ZM64 97H66V98H64ZM67 97H68V99H69V101H68V99H67ZM23 98V99H22ZM46 98V99H45ZM52 99L51 100V103H49L50 105H49V108H46L47 107V104H48V102H50L49 100L50 99ZM77 98V99H76ZM21 99L24 101V103H25V106L26 107H24V103H22L21 102ZM30 99H31V101H30ZM41 99H42V102H40L41 101ZM76 99V101L74 102V100ZM6 100H8L9 101V103L6 101ZM35 100H37V101H35ZM39 100V101H38ZM64 100V102H66L65 100H67V103H64V102H62ZM13 101H14V103H13ZM34 101V102H33ZM55 103H54V102ZM6 102H7V105H6ZM16 102V103H15ZM19 102V103H18ZM21 102V103H20ZM39 102V103H38ZM64 104V105H62V103ZM73 102V103H72ZM76 102H78V103H76ZM19 104V106L20 107H18L17 105ZM27 103V104H26ZM33 103V104H32ZM54 103V104H53ZM4 104V105H3ZM10 104V105H9ZM12 104V105H11ZM21 104V105H20ZM23 104V105H22ZM37 104H38V106H37ZM41 104H43V105H41ZM59 105V107L57 106L56 107V105ZM67 104V106H65ZM71 106V108L69 107V109H68V106L69 105ZM72 104L74 105V104H76V105H80V106H78V107H81V108H83V110H81V108L79 109V108H77V106L75 107V108H73V106H72ZM14 105V106H13ZM41 105V106H40ZM60 105H62V106H60ZM122 105V106H121ZM9 106H12L11 108H13L12 110H13V112L14 113H12V111H11V109L9 108ZM33 106V107H32ZM34 106H36L35 108H37V107H40V110H39V108H37V109H35L34 108ZM53 106V107H52ZM55 106V107H54ZM18 107V109L19 110H17L16 108ZM113 107H115V108H113ZM119 107V108H118ZM129 107V108H128ZM1 108H2V110H1ZM22 108H24L23 110H22ZM50 108H51V110H50ZM57 108V109H56ZM63 108V109H62ZM77 108V109H76ZM26 109H28V110H26ZM33 109V111H31V110ZM60 109V110H59ZM73 109V110H72ZM76 109V110H75ZM81 111V114H82V112L84 113V114H82L83 115V117H82V115L80 114V111ZM111 110V111H109V110ZM113 109V110H112ZM11 112H10V111ZM25 110V111H24ZM37 110V111H36ZM42 110H44V111H42ZM47 110H48V112H47ZM53 110H54V112H53ZM62 110H64L65 112L63 113V111ZM87 110H88V108H87ZM90 110V111H91ZM97 110V111H96ZM99 110H100V114L98 113L99 112ZM117 110H120V112L122 113V114H124V115H121L122 117L124 116V118H122V119H120L118 116L120 115H118V113H117V117L119 118V121L117 120V122H115L114 123V125L116 124V123H118V122H120V120H123L124 121V124H123V121H121L119 124H116L115 126L114 125H112V127H109V131L114 135V136H116V139H115V137L114 136H112V134L110 133H107L106 131H105V133L103 132V130H105V129H107V128H105V127H103V126H109V125H107V121L104 119V121L106 122V124L104 125V124H102V119L103 118H105V116H108L109 114L111 115V116H113L112 114L114 113L115 114V116L114 117H116V113L115 112H118ZM161 110V111H160ZM17 111H19L18 112V114H17ZM22 111H23V114H19V113H22ZM26 111H28V114H25L26 113ZM62 111V112H61ZM76 111H78V113L76 112ZM97 113H95V112ZM140 111V112H139ZM156 111H157V113H156ZM166 111V112H165ZM38 113L39 115H40V117H39V115L37 116V114L35 115V113ZM44 112V113H43ZM50 112L52 113V114H50ZM56 112H58V113H56ZM69 112H73L72 114H70ZM102 112V113H101ZM105 112H107V113H109V114H107V113H105ZM113 112V113H112ZM119 112V113H120ZM131 112V113H130ZM159 112V113H158ZM184 112V113H183ZM32 113V114H31ZM49 113V114H48ZM57 115H56V114ZM66 113V114H65ZM90 113V114H89ZM104 113H105V115H104ZM126 113V114H125ZM134 113V114H133ZM138 113H139V116H138ZM148 113V114H147ZM149 113L151 114V115H149ZM161 113V114H160ZM8 114V115H7ZM11 114V115H10ZM14 114V115H13ZM54 114V115H53ZM61 114V115H60ZM63 114H65L64 116H63ZM68 114H69V116H68ZM130 114V115H129ZM133 114V115H132ZM157 114H159L157 117L159 118V120H160V118L162 119V118H164V117H166L167 116V118L166 119H162V121H158V120H156V119H158V118H153V116L154 117H156V115ZM162 114H164V115H162ZM174 114V116H173V118H172V116L170 117L169 115H173ZM182 114V115H181ZM22 115H23V118H22ZM35 115V116H34ZM46 115H48V116H46ZM52 115H53V118H51L52 117ZM75 115V116H74ZM80 115V116H79ZM91 115V116H90ZM95 116V118H94V116ZM98 115H99V117H98ZM109 115V117H111ZM136 115V116H135ZM143 115H145V116H143ZM147 115H149V116H147ZM153 115V116H152ZM161 115V116H160ZM176 115V116H175ZM178 115H179V117H178ZM180 115H181V117H180ZM12 116V117H11ZM25 116H26V118H25ZM33 116V118H31ZM43 116V117H42ZM56 118H55V117ZM64 118H63V117ZM71 116V117H70ZM73 116V117H72ZM79 118H78V117ZM93 116V117H92ZM101 116H102V118H101ZM120 116V117H121ZM131 116V117H130ZM135 116V117H134ZM163 116V117H162ZM18 119H17V118ZM37 119H36V118ZM68 117V118H67ZM83 118V119H80V118ZM90 117H91V119H90ZM99 118V120L101 121V122H99L100 124H98V125H102V127L104 128V129H102L101 130V126L99 127L98 125H94L95 123H98V118ZM108 117V119L110 120V119H112V117L111 118H109ZM113 117V118H114ZM116 117V118H117ZM144 117V118H143ZM148 117V118H147ZM175 117V118H174ZM177 117V118H176ZM2 118V119H1ZM16 118V119H15ZM28 118V119H27ZM50 118H51V120H50ZM63 118V119H62ZM74 119L75 121L76 120H83L82 121V124H81V122H80V124H79V121H76V123L74 122V120H72V119ZM75 118H78V119H75ZM88 118H89V120L91 121H89L88 120ZM93 118V119H92ZM107 118V117H106ZM139 118V119H138ZM6 119V121L4 122L3 120H5ZM7 119H10V120H8V123H6L7 122ZM11 119H15V120H11ZM49 121H48V120ZM55 119V120H54ZM57 119V120H56ZM62 119V120H61ZM65 119V121H63ZM67 119H68V121L69 122H67ZM70 119V120H69ZM96 119V120H95ZM126 119V120H125ZM131 119V120H130ZM146 120V122L144 121V120ZM148 119V120H147ZM172 119H174V120H172ZM16 120H20L19 122L18 121H16ZM21 120H22V122H21ZM30 120V121H29ZM33 120V123L31 122ZM71 120H72V122H71ZM129 120H130V122H129ZM136 120V121H135ZM137 120H139V122L137 123ZM142 120V121H141ZM155 120V121H154ZM164 120H165V122H167V124H169V125H172L171 127H169V125L167 126L166 125V123L164 122ZM170 120V121H169ZM172 120V121H171ZM183 120V121H182ZM195 120V121H194ZM28 121H29V125H28ZM36 121V122H35ZM40 122V123H38V122ZM53 121H55L56 123H54V124H56L55 126H54V124H53V126L54 127H56V128H54L53 126H51V124L49 125V123H52ZM63 121V122H62ZM85 121L88 123V124H90V123H92V122H95L94 124H91V127H93L92 125H94L95 127H96V129L98 128V130H95L94 128H93V130L94 131H92V129H91V131L89 130V132L92 134V132H94V134H92L93 135V137H94V139H92L93 141H99V140H101V141H99V142H97V144H95V142H93V141H91L90 142V140H91V138H89V137H92V135L90 134L89 135V137H86L88 134H87V132H86V128H85V125H86V123H85ZM135 121V122H134ZM147 121H148V123H147ZM195 122V123H193V122ZM49 122V123H48ZM60 122H62V125H61V123ZM105 122H103V123H105ZM126 122V123H125ZM152 124H151V123ZM160 122V123H159ZM191 122V123H190ZM207 122H209V121H207ZM10 123V124H9ZM14 123V124H13ZM23 123H25V124H23ZM48 123V124H47ZM59 123V124H58ZM73 123H75V125H74V127L72 126L73 125ZM79 125H82V126H79L80 128H81V130L78 128V124ZM83 123H85L84 125H83ZM130 124V123H136L135 125L133 124H130L131 126H134V128L133 127H131V126H129L128 124ZM139 123H142V124H139ZM171 123V124H170ZM2 124V125H1ZM20 124V125H19ZM32 126H31V125ZM45 124V125H44ZM122 124H123V126H122ZM141 126V125H143L142 127L143 128H141L139 125ZM158 124V125H157ZM161 124V125H160ZM11 125V126H10ZM14 125V126H13ZM18 125V126H17ZM35 127H34V126ZM41 125H42V127H41ZM46 125H48V126H46ZM59 125H61V126H59ZM67 125V126H66ZM127 125V126H126ZM155 125V126H154ZM160 125V126H159ZM22 126V127H21ZM24 126H26L25 128H26V130H27V132L26 131H24ZM38 126V127H37ZM69 126H71V127H69ZM111 126V125H110ZM153 126V127H152ZM11 127H12V129H11ZM14 127V128H13ZM32 127L34 128V129H32ZM41 127V128H40ZM49 127H52V129H54V130H52L51 128H49ZM57 127L58 128H60V129H57ZM66 127H67V129H66ZM72 127L73 128H75L76 130V132L77 133H79V132H82L81 134H79V136H78V134L76 133V132H73V131H71V129H72ZM118 127V128H117ZM131 127V128H130ZM149 127V128H148ZM150 127H151V129H150ZM156 127H158V131H157V128ZM167 128V129H165V128ZM169 127V128H168ZM199 127H201V126H199ZM260 127H262V128H260V129H262V131L264 130V126L262 125V126H260ZM36 128H37V133H34V132H36ZM40 128V129H39ZM46 128H47V130H46ZM71 128V129H70ZM84 130H83V129ZM99 128H100V130L101 131H99ZM117 128V131H115V129ZM121 128V129H120ZM161 128V129H160ZM252 128V127H251ZM255 128V127H254ZM252 128L251 130L252 131H248V132H246L245 130H243L244 131V134H243V131H242V134L244 135V137H243V135L241 134V136H242V138H240L241 136H240V134H239V138L240 139H238V140H240V141H238L239 142V147L242 149H249L250 148V151H252L253 150V152H255V153H258V155H260V157H261V159L262 160H264V137L261 139L260 138V140H259V138L258 137H256L257 136V134H255V136H254V138H250V135H252L251 133H253L254 131H256L257 130V128ZM259 128V127H258ZM7 129V130H6ZM45 129V130H44ZM49 129V130H48ZM64 129V130H63ZM77 129L78 130H80L79 132L77 131ZM123 129V130H122ZM143 129H145V130H143ZM150 129V130H149ZM156 129V130H155ZM160 129V130H159ZM20 130H23V132L22 131H20ZM33 130V131H32ZM40 130V131H39ZM51 130V131H50ZM56 130H57V133H55L56 132ZM62 130H63V132H62ZM65 130H66V132H65ZM72 132L71 133V137H69V135H68V133L70 134V131ZM73 130V129H72ZM118 130H119V132H118ZM122 130V131H121ZM125 130H126V132L128 131V133H126L125 132ZM138 131L139 130V133L137 134V132L136 131ZM152 130V131H151ZM161 130H164V131H161ZM247 130H249L248 128H247ZM20 131V132H19ZM98 132L97 134H96V132ZM121 131V132H120ZM124 131V135L122 136V132ZM0 132H1V128H0ZM48 132H51L52 134L53 133H55L54 135H52L51 133L49 134ZM65 132V133H64ZM100 132H102V134H99ZM117 132V133H116ZM145 133V135H144V133ZM147 132V133H146ZM150 132V133H149ZM32 133V135H30ZM40 133V134H39ZM62 133V134H61ZM63 133H64V135H63ZM74 133V134H73ZM87 135H86V134ZM107 133V134H106ZM126 133V134H125ZM143 135H142V134ZM148 133H149V135L151 136L150 138H149V135H148ZM176 133H178L177 131H175V132H172V133H170V138H169V142L167 141V142H165L164 143V145H163V148H165V146H167L168 145V143H169V148H168V150H167V152L166 153H168L169 154V152L172 150L173 151V144H174V146H176L175 145V143L173 142L174 141V138H172V134H173V137L175 136L174 134H176ZM178 133V134H179ZM241 133V132H240ZM246 133H248V134H246ZM257 133V132H256ZM56 134H57V136H56ZM86 136H85V135ZM99 134V135H98ZM103 134H105V135H103ZM118 134V135H117ZM120 134V135H119ZM152 134V135H151ZM157 136H156V135ZM254 134V133H253ZM2 135H0V136H2ZM50 136V137H48V138H50V140L49 141H52V136L55 138H53V140H55V141H53V142H49L48 140H44L45 139V137L46 136ZM60 135H62V136H60ZM86 137V139H85V142H84V140L82 141L83 142V146L84 145H86V147L84 146V151L81 153V151H82V149H83V146H82V144H81V146L79 145L80 143H82V142H80V143H76V141H74V140H77L78 138H82V137H84V136ZM102 135V136H101ZM130 135V136H129ZM160 135V136H159ZM14 136V137H13ZM20 136V137H19ZM31 136V137H30ZM44 136V138H42ZM56 136V137H55ZM61 137L62 139H60V138H57V137ZM68 136V137H67ZM82 136V137H81ZM99 136L100 137H104L105 139H104V141L102 140L103 138H99ZM107 136H108V138H107ZM109 136H112V137H109ZM118 136V137H117ZM134 136H136V137H134ZM249 136V137H248ZM92 137V138H93ZM95 137H98V138H95ZM153 137V138H152ZM156 137H158V138H156ZM1 138V139H2ZM33 138H34V140H33ZM42 138V139H41ZM57 138V139H56ZM73 138V139H72ZM77 138V139H76ZM87 138H89V140H87ZM109 140V142L108 141H105V140H107V139ZM110 138H112V139H110ZM119 138V139H118ZM138 138V139H137ZM156 138V139H155ZM20 141H19V140ZM25 139V140H24ZM46 139H47V137H46ZM69 139V140H68ZM72 139V140H71ZM96 139V140H95ZM148 139V140H147ZM152 139V140H151ZM42 140V141H41ZM59 142H58V141ZM62 140V141H61ZM87 140V141H86ZM120 142H119V141ZM125 140H128L127 142L125 141ZM132 140V141H131ZM140 140V141H139ZM144 142H143V141ZM172 140V141H171ZM176 140V141H177ZM19 143H18V142ZM43 141H45V143H43ZM46 141H48V145H47V142ZM56 141H57V143H56ZM67 141H69V142H67ZM70 141H71V143H70ZM89 141V142H88ZM103 141V142H102ZM116 141H118V142H116ZM131 141V143H129ZM137 143H135V142ZM150 141V142H149ZM178 141V142H179ZM2 142V143H1ZM16 142V143H15ZM21 142V143H20ZM24 142V143H23ZM102 142V143H101ZM111 142V143H110ZM122 142V143H121ZM139 142V143H138ZM142 142V143H141ZM199 142V141H198ZM6 143V144H5ZM39 143H41L40 145H39ZM56 143V144H55ZM61 143H66V145L64 144H62V145H60ZM75 143L77 144V145H79L80 146V148H79V150H78V152L79 153H81L82 155H83V157H81V155L79 154V155H75L74 154V149H77V147H79V146H77V145H75ZM85 143H89L90 145H92L93 143V145L92 146H90L91 147V149L93 148L94 150H95V148L96 149H98V150H91V149H88L87 151H88V153H84V152H87L86 151V149L87 148H90V147H87V145L88 144H85ZM106 143H107V145H106ZM109 143V144H108ZM115 143H117V145L115 144ZM121 145H120V144ZM128 144V145H126V144ZM147 143V144H146ZM151 143V144H150ZM156 143V145H157V149L160 147V145H158ZM171 143V144H170ZM4 144V145H3ZM9 144V145H8ZM19 144V145H18ZM29 144V145H28ZM31 144V145H30ZM51 144V145H50ZM54 144V145H53ZM71 144V145H70ZM100 144V145H99ZM114 144V145H113ZM123 144H125V145H123ZM135 144H136V146H135ZM199 145L201 144L200 142L198 143ZM60 145V146H59ZM72 145H75L73 148L74 149H71V146ZM94 145H96V147L94 146ZM97 145H99V146H97ZM105 145H106V148H105ZM112 145V146H111ZM119 145V146H118ZM130 145V146H129ZM134 145V146H133ZM139 145V146H138ZM145 145V146H144ZM202 145V144H201ZM241 145V146H240ZM9 146H10V148H12V149H10L9 148ZM13 146V147H12ZM34 146V147H33ZM47 148H46V147ZM52 146V147H51ZM64 146V147H63ZM70 146V147H69ZM77 146V147H76ZM89 146V145H88ZM101 146V147H100ZM107 146H109V147H107ZM111 146V147H110ZM116 147V149H115V147ZM118 146V147H117ZM128 146H129V148H131V149H133V147H134V149H133V154H131V152H129V151H126V149H128L129 150V148H128ZM132 146V147H131ZM142 146V147H141ZM8 147V148H7ZM14 147H16V148H14ZM24 147V148H23ZM30 147V148H29ZM42 147V148H41ZM61 149H60V148ZM100 147V148H99ZM114 147V148H113ZM122 147H124V148H122ZM136 147V148H135ZM140 147V148H139ZM150 147V148H149ZM4 148H7L6 150H3ZM13 148L15 149V150H13ZM20 148V149H19ZM26 148V149H25ZM49 148H51L50 150H49ZM58 148V149H57ZM67 148V149H66ZM102 148V149H101ZM111 150H110V149ZM118 148V149H117ZM144 148V149H143ZM17 149V150H16ZM31 149H33V151L31 150ZM64 149V150H63ZM66 149V150H65ZM70 149V150H69ZM104 149H105V151H104ZM114 149V151H112ZM122 149V150H121ZM131 149H130V151H131ZM142 149V150H141ZM155 149H156V147H155ZM156 149V150H157ZM242 149V150H243ZM59 150V151H58ZM68 150V151H67ZM81 150V151H80ZM90 150V151H89ZM103 150V151H102ZM117 150V151H116ZM140 150L142 151L141 153H140ZM144 150V151H143ZM184 150H186V149H184ZM3 151V152H2ZM22 151H24V153L22 152ZM31 151V152H30ZM54 153H53V152ZM65 151V152H64ZM119 151H120V154H119ZM136 153H135V152ZM139 151V152H138ZM172 151H171V158L172 157H174L176 154H174L173 155V153H172ZM174 151H175V153H177L176 152V147H175V149H174ZM173 151V152H174ZM6 152H9V154H12V155H9L8 153H6ZM66 152H67V154H66ZM69 152H71L70 154H69ZM78 152L76 153V154H78ZM122 152L124 153L123 155H122ZM130 154H129V153ZM3 153V154H2ZM62 153H63V155H62ZM94 153V154H93ZM97 153V154H96ZM108 153V154H107ZM118 153V154H117ZM138 153H139V155H138ZM181 153H182V151L179 153L178 152V154L177 155H181ZM184 153H186L185 151H184ZM6 154V155H5ZM24 154V155H23ZM26 154V155H25ZM32 156H31V155ZM34 154V155H33ZM69 154V155H68ZM108 155V156H106V155ZM112 154V155H111ZM116 154V155H115ZM127 154H129V155H127ZM3 155H5V156H3ZM20 155V156H19ZM30 155V156H29ZM52 155V156H51ZM54 155H55V158H56V160H55V158H54ZM57 155V156H56ZM72 155H73V157L74 156H76L75 158H73L72 157ZM94 155V158H95V160H94V158H92V156ZM105 155V156H104ZM115 157H114V156ZM143 155H144V157H145V159L143 158ZM11 156L12 157V159H11V157L9 158V157ZM23 156V157H22ZM35 156V157H34ZM60 156V157H59ZM78 156L80 157L79 159H81L80 160V162L83 160V159H85V160H87V161H82V164H85V165H88V163L87 162H89L90 161V159H93V160H91L90 161V165H88V167H91V170L94 168V165H96L95 167H99V168H95L94 169V171L95 172H97V170H98V172H99V174L98 173H95L94 171H91V172H93V174H90L91 176L89 177L88 176V181H87V183L86 182H84L83 184H82V182L80 183V182H76L77 180L75 179L76 177H77V173L79 172L78 170H77V168H79V170L82 168V166H85V165H81V166H79V167H77L78 165H80V164H78L79 162H77L78 161ZM119 156H121V157H119ZM129 156V157H128ZM6 157V158H5ZM8 157V158H7ZM22 157V158H21ZM29 157V158H28ZM50 157V158H49ZM86 157H89V159L88 158H86ZM105 157H107V158H105ZM112 157H114L115 158V160H113L114 158H112ZM116 157H117V159H116ZM119 157V158H118ZM128 157V158H127ZM24 158H27V159H24ZM31 158V159H30ZM33 158V159H32ZM51 158H52V161H51ZM62 158V159H61ZM65 158V159H64ZM68 158H70V159H68ZM73 158V159H72ZM100 158H102L101 159V161H100ZM103 158H105L104 159V161H103ZM109 158V159H108ZM123 158V159H122ZM125 158V159H124ZM170 158V155H169V158H167V159H165V161H167V163H168V161L171 159ZM9 159V160H8ZM11 159V160H10ZM21 159H22V161H21ZM75 159V160H74ZM110 159H111V162H109L110 161ZM119 159H121L120 161H118ZM127 159V160H126ZM128 159H131L132 161H128ZM178 157H176V158H172V160L174 161V165L172 164V166L173 167H175L176 166V164L178 163H176V161H178ZM5 160V161H4ZM16 161V163L15 162H13V161ZM29 160V161H28ZM49 160V161H48ZM72 161L73 163V165H74V163H75V165L74 166H72V165H70L71 163L69 162V161ZM77 160V161H76ZM96 160H98V161H96ZM107 160H109L108 162L109 163H106L105 161H107ZM117 160V161H116ZM140 160V161H141ZM147 160V161H146ZM156 159H154V161H155ZM161 160H162V162H161ZM161 160H159V163H160V167L158 168V170L156 171V177H155V180H156V182H158V185H157V189L160 191H163V190H165V192H166V189L165 188H167L168 186V184L167 183H170L171 181L173 182L174 181V178H173V176H170V177H172V178H170V177H168L169 176V172L167 171V170H169L168 168L167 169H164L165 171V173L164 172H161V173H164V174H161L160 173V170L162 171L163 170V168H164V165H166V164H164L163 165V163H164V161H163V159H161ZM1 161H2V163H1ZM6 161H8V162H6ZM10 161V162H9ZM28 161V162H27ZM32 161V162H31ZM51 161V162H50ZM76 161V162H75ZM96 161V163L94 164L93 162H95ZM100 161V163H97V162H99ZM112 161H114V163H112ZM115 161H116V163H115ZM122 161V162H121ZM124 161V162H123ZM128 161V162H127ZM144 161L146 162L145 164H144ZM47 162H49V163H47ZM53 162V163H52ZM64 162H66L67 164H63L62 165V163H64ZM70 164H69V163ZM85 162V163H84ZM106 164H105V163ZM119 162V163H118ZM126 162V163H125ZM3 163H4V165H3ZM21 163H22V165H21ZM25 163H27V164H25V166H23ZM52 163V164H51ZM58 163H60V164H58ZM77 163V164H76ZM112 163V164H111ZM121 163V164H120ZM123 163H124V166H122L123 165ZM176 163V164H175ZM9 164H11V165H9ZM54 164H56V165H54ZM58 164V165H57ZM91 164H94V165H92L91 166ZM113 164H115V166H113ZM118 164V165H117ZM52 167H51V166ZM70 165V166H69ZM100 165V166H99ZM116 165H117V167H116ZM121 165V166H120ZM163 165V166H162ZM179 165V164H178ZM8 166H9V171H8ZM11 166V167H10ZM15 168H14V167ZM24 168H23V167ZM30 166H32V168L30 167ZM40 166H41V168H40ZM46 166H48V167H46ZM56 166H58V167H56ZM76 166V167H75ZM101 166H105V167H101ZM119 166V167H118ZM134 166V167H133ZM143 166V167H142ZM146 168H145V167ZM3 167V168H2ZM27 167H29V168H27ZM48 169L47 171H46V169ZM56 168V169H54V168ZM71 167H75L74 169H76L77 170V172L75 173V172H73V169L71 168ZM81 167V168H80ZM87 167V166H86ZM109 169H108V168ZM123 169H122V168ZM129 167H131V166H129ZM163 167V168H162ZM20 168H22V169H20ZM31 168V169H30ZM59 168H60V170H59ZM65 168H71L72 170V172H70V170L68 171V172H66L67 174H64L65 172L63 171V169L66 171L67 169H65ZM84 168V167H83ZM112 168V169H111ZM119 170H118V169ZM161 168V169H160ZM5 169H6V172H4L5 171ZM26 169H28V170H26ZM54 169V170H53ZM62 169V170H61ZM102 169H103V171H102ZM121 169V170H120ZM23 170V171H22ZM53 170V171H52ZM109 170H111V171H109ZM7 171L9 172V174L6 176V174H7ZM21 171V172H20ZM30 171V172H29ZM32 171V172H31ZM75 171V170H74ZM101 171H102V173H101ZM137 171V172H136ZM54 172L57 174H54ZM61 172H63V173H61V175H60V173ZM70 172V176H71V173H72V178H73V180L71 179V177L70 176H67V175H69L68 173ZM108 174V176H107V174ZM116 173V175H115V173ZM119 172V173H118ZM168 174H167V173ZM12 173V174H11ZM24 173V174H23ZM73 173L75 174L74 176H73ZM101 173V174H100ZM112 173V174H111ZM29 176H27V175ZM34 174V175H33ZM63 174V175H62ZM98 174V175H97ZM111 176H110V175ZM114 174V175H113ZM120 174V176H118V175ZM161 175L162 177H160L159 175ZM4 175V176H3ZM23 175H25L24 177H23ZM53 175V176H52ZM56 175V176H55ZM60 175V176H59ZM101 176V178L98 180V178L99 177H97V176ZM113 175V176H112ZM165 175H167V176H165ZM14 177L12 180H11V177ZM17 176V177H16ZM19 176H21V178L19 177ZM44 176V177H43ZM52 176V177H51ZM62 176H64V177H68V178H70V179H68V181L65 179V178H63ZM78 176H79V173H78ZM107 178H106V177ZM118 176V177H117ZM122 176H123V178H122ZM159 176V177H158ZM164 176H165V178L167 179H164ZM10 177V178H9ZM25 177H26V179H25ZM61 178V179H63L62 181H60L59 179H57V178ZM105 177V178H104ZM109 177V178H108ZM8 178V179H7ZM19 178V179H18ZM25 180H24V179ZM89 178H90V181L91 180H93L92 182L94 183L93 185L91 184L92 182H89ZM95 178L97 179V181L95 180ZM102 178H104V179H102ZM114 178V179H113ZM120 178V179H119ZM162 179V180H160V179ZM170 178V182L168 181V179ZM7 179V180H6ZM9 179H10V182H9ZM21 179V180H20ZM45 179V180H44ZM74 179L76 180V181H74ZM109 179H111V180H109ZM5 180V181H4ZM18 180H20V182L18 181ZM50 180H52V181H50ZM106 180H108V181H106ZM137 180L139 181V182H137ZM140 180H142V181H140ZM158 180V181H157ZM164 180H165V183H164ZM2 181V182H1ZM7 181V182H6ZM13 181H14V184H13ZM25 181V182H24ZM46 181V182H45ZM58 181H60V182H64L63 184L62 183H60L59 182V184H58ZM70 181V182H69ZM106 183H105V182ZM123 181V182H122ZM160 181H162V183L160 182ZM168 181V182H167ZM18 183V184H16V183ZM24 182V183H23ZM27 182V183H26ZM50 182V183H49ZM73 182V183H72ZM74 182H76V183H78V184H76V183H74ZM101 182V183H100ZM172 182L170 183V185L169 186H171V184H172ZM23 183V184H22ZM42 183H43V185H42ZM49 185H48V184ZM54 183V184H53ZM57 183V184H56ZM67 183H69V184H67ZM79 183H80V186H81V184H82V186L80 187V186H78L79 185ZM109 183V184H108ZM137 183V185H135ZM161 184V186H160V184ZM163 183H164V185H165V187H164V189H163ZM174 183V182H173ZM12 184L13 185H15V188H16V190L15 189H13L14 188V186H12ZM22 184V185H21ZM26 184V185H25ZM47 184V185H46ZM51 184H52V186L54 185V187H52L51 186ZM71 184V185H70ZM74 184V185H73ZM90 184H91V186H93V187H91L90 186ZM96 184V185H95ZM98 184V185H97ZM115 184H116V187H112L113 185L115 186ZM143 184V185H142ZM21 185V186H20ZM59 185H61V186H59ZM76 185V186H75ZM83 185H84V188H83ZM1 186H3V187H1ZM7 186V187H6ZM17 186H18V188H17ZM41 186H45L44 188L43 187H41ZM48 186V187H47ZM65 186V187H64ZM72 186V187H71ZM86 186H87V190H86ZM96 186V187H95ZM110 186V187H109ZM133 186H135V187H133ZM13 187V188H12ZM35 187L36 189H33V188ZM41 187V188H40ZM47 187V188H46ZM52 187V188H51ZM67 187V188H66ZM78 187H80L79 188V191L78 190H74L73 191V189L75 188V189H78ZM88 187H89V189H88ZM109 187V188H108ZM139 187H137V188H139ZM159 187V188H158ZM162 187V188H161ZM29 189V191H27L28 189ZM64 188L66 189V190H64ZM69 188H73V189H69ZM91 188L92 189H94L95 188V190L93 191V190H91ZM133 188V189H132ZM134 189V193L135 192H137L138 191V189ZM161 188V189H160ZM25 189H27V190H25ZM42 191H41V190ZM51 189V190H50ZM54 191H53V190ZM57 189V190H56ZM59 189H61V192H60V190ZM84 189V190H83ZM100 189V190H99ZM107 190V191H105V190ZM117 189H118V191H117ZM120 189V190H119ZM125 189V190H124ZM168 189V188H167ZM11 190V191H10ZM15 190V191H14ZM30 190H32V191H30ZM37 190H39V191H37ZM45 190V191H44ZM53 192L52 194H51V192ZM59 190V191H58ZM81 190H83V191H85V194H83L84 192H82ZM105 191V193H104V191ZM140 190V191H141ZM3 191V192H2ZM41 191V193H44L45 192V194H41L40 195V193H38V192H40ZM47 191V192H46ZM49 191V192H48ZM64 192V194H63V192ZM76 191L78 192V194L80 195H76ZM81 191V192H80ZM88 191V192H87ZM92 191V192H91ZM97 191V192H96ZM101 191V192H100ZM108 191H111V192H108ZM117 191V192H116ZM4 192H6V193H4ZM15 194H13V193ZM25 192V193H24ZM30 192V193H29ZM37 192V193H36ZM60 192V193H59ZM66 192V193H65ZM67 192H69V193H67ZM90 192V193H89ZM94 192V193H93ZM99 192V193H98ZM103 192V193H102ZM123 192V193H122ZM132 192V193H133ZM139 192V191H138ZM164 192V193H165ZM167 192H168V190H167ZM167 192H166V194H167ZM10 193H12L11 194V196H10ZM32 194V195H30L29 196V194ZM50 193V194H49ZM75 195L74 196V198H75V200H74V198H73V194ZM96 193H98V195L96 194ZM113 193H117V194H113ZM118 193H119V195H118ZM122 195H121V194ZM3 194V195H2ZM6 194H8V195H6L7 196V198L6 197H4ZM25 194H28V196L27 197H25V196H23V195ZM37 196H36V195ZM48 194V195H47ZM56 194L58 195V194H60V195H58V198H57V196H56ZM88 194H89V196H88ZM91 194V195H90ZM108 194V195H107ZM114 196H113V195ZM161 194L163 195V192H161ZM12 195H14V197L12 196ZM20 195H21V197L23 196V198H21L20 197ZM35 195V196H34ZM39 195V196H38ZM52 195V196H51ZM54 195V196H53ZM67 195H70V200L68 199V198H66L67 197ZM72 195V196H71ZM112 195V196H111ZM1 196H3V198L1 197ZM10 196V197H9ZM43 196V197H42ZM49 198H48V197ZM56 196V197H55ZM59 196L62 198L63 196V199H62V201H61V198L59 199ZM83 196V197H82ZM86 196H88V197H86ZM96 196V197H95ZM108 198H106V197ZM111 196V197H110ZM115 196H117V197H115ZM122 196V198H120ZM163 196H165V195H163ZM9 197V198H8ZM32 197L34 198L35 197V200L34 199H32ZM55 197V198H54ZM72 197V198H71ZM82 197V198H81ZM92 197H93V199L94 198H98L97 200H100V201H98V203L99 204H101L102 205V210H105L104 212L103 211H101L103 214H99L100 216H95L94 214L95 213H92V212H89V211H91L90 210V208H89V203H91V201L90 200H93L92 199ZM114 197V198H113ZM26 198V199H25ZM43 198V199H42ZM46 198H47V200H46ZM165 198V197H164ZM23 199V200H22ZM37 199V200H36ZM42 199V200H41ZM44 199L47 201H44ZM55 199V200H54ZM57 199V200H56ZM58 199H59V201H60V204L62 205V206H64V204H62V203H65V202H63V201H66V202H68V204L67 203H65V208H67L68 207V205L69 206H72V204H74V206L75 207H72L71 208V210H70V208L68 207V209H66V210H69L70 212H68V213H70V217L72 216V219H69V216H67L66 218H67V220H69V222L68 223H64V222H62L61 221V217L63 216L60 212H61V210H62V213H65L66 212V210L64 211V208L62 207V209H61V207H60V205H58L57 203H58ZM68 201H67V200ZM76 199H78V201L80 200L81 201V199H82V201L81 202H78V201H76ZM87 199V200H86ZM119 199V200H118ZM121 199V200H120ZM15 200V201H14ZM25 200V201H24ZM29 200H32L31 202L32 203H34V201H35V204L37 205V206H40V207H37L35 204H30L31 202H29ZM84 200H86V201H84ZM105 202H104V201ZM110 200H111V202H110ZM114 200L116 201V202H114ZM17 201H18V203L19 204H17ZM37 201V202H36ZM40 201V202H39ZM44 201V202H43ZM54 201V202H53ZM57 201V203H55ZM72 201V202H71ZM75 201V202H74ZM87 201H90V202H87ZM113 201V202H112ZM26 202V203H25ZM29 202V203H28ZM62 202V203H61ZM69 202H71V205L69 204ZM78 202V203H77ZM84 202H85V204H84ZM104 202V203H103ZM121 204H120V203ZM164 202V203H163ZM40 203V204H39ZM52 205H51V204ZM54 203V204H53ZM83 203V204H82ZM117 203H119L118 205H117ZM29 204V206H30V209H28V211L27 212H29V211H31V213L29 212L28 214H24V213H27V212H25V207H26V209H27V207H29V206H27V205ZM50 206H49V205ZM78 206H77V205ZM81 204V205H80ZM88 204V205H87ZM105 204V205H104ZM106 204H109V205H106ZM110 204L112 205V208H111V206H110ZM162 204H165V201L163 200L162 201ZM15 205V206H14ZM17 205V206H16ZM26 205V206H25ZM34 205H35V208H37V209H34ZM57 205V206H56ZM67 205V206H66ZM120 205V206H119ZM14 206V207H13ZM105 207V209H103L104 207ZM118 206V207H117ZM9 207H12V208H9ZM22 207V208H21ZM24 207V208H23ZM32 207V208H31ZM59 207V208H58ZM76 207H77V209H76ZM80 207V208H79ZM108 207H109V209H110V211H111V209H113V207L115 208V209H113L114 211H112V212H110L109 211V209H108ZM38 208H40V210L38 209ZM74 208V209H73ZM83 208V209H82ZM87 208V209H86ZM107 208V209H106ZM118 208V209H117ZM10 209V210H9ZM11 209H13V210H11ZM17 209H19V210H17ZM24 211H23V210ZM72 209H73V212H72ZM76 209V210H75ZM79 209H81V210H83V211H81V210H79ZM7 210H9V212L7 211ZM17 210V211H16ZM36 210V211H35ZM58 210V211H57ZM75 210V211H74ZM120 210V211H119ZM122 210V211H121ZM11 211V212H10ZM16 211V212H15ZM20 211V212H19ZM23 211V212H22ZM64 211V212H63ZM19 212V213H18ZM37 212L39 213H42V217H41V214L39 213V215L37 214ZM45 212H47V213H45ZM53 212H55V214L53 213ZM59 212V213H58ZM75 212H77V214H78V216H77V214H75ZM80 212V213H79ZM89 212V213H88ZM120 212V213H119ZM14 214V216H13V214ZM24 214V215H22V214ZM57 213V214H56ZM84 214V216H83V214ZM177 213V212H176ZM179 213H181L180 215H182V212H179L178 211V215H179ZM2 214H3V216H2ZM5 214H7V215H5ZM33 215L32 217H31V215ZM37 214V216H34V215H36ZM47 214V215H46ZM72 214V215H71ZM81 214V215H80ZM91 214V215H90ZM23 217H22V216ZM51 215V216H50ZM53 215H55V216H53ZM60 215H62L61 217H60ZM80 215V216H79ZM90 215V216H89ZM122 215V216H121ZM179 215V216H180ZM30 216V217H29ZM40 218H39V217ZM43 216H44V218H43ZM48 216V217H47ZM74 216V217H73ZM82 216V217H81ZM86 216H87V219H86ZM97 218V221H96V219H94L95 217ZM106 216V217H105ZM116 216V217H115ZM178 216V219L181 217H179ZM9 217V218H8ZM36 217V218H35ZM51 217V218H50ZM53 217V218H52ZM90 219H89V218ZM111 217V218H110ZM120 219H119V218ZM173 217H175V216H173ZM37 218H39V219H37ZM43 218V219H42ZM80 218L83 220V221H81L80 220ZM92 218V219H91ZM99 218V219H98ZM116 218H118V223L116 222L117 221V219ZM177 217H175L174 218V224H173V222H172V219H169V221L167 222V227L168 228H170L171 229V227H169L170 225H173V227H174V225H175V223L177 222L178 223V219H176ZM5 219H7L6 220V222L4 221ZM24 219H26V220H24ZM42 219V220H41ZM59 219H60V221H59ZM74 219V220H73ZM99 220V221H98ZM129 220V221H128ZM180 220V219H179ZM2 221V222H1ZM26 222V225H25V222ZM75 221V222H74ZM89 221H87V222H89ZM114 221V222H113ZM120 221V222H119ZM131 221V222H130ZM62 224H61V223ZM72 224H71V223ZM130 222V223H129ZM171 222V223H170ZM12 223H13V225H12ZM24 223V224H23ZM53 223V224H52ZM71 225H70V224ZM83 223H84V226H83ZM85 223H86V227H85ZM108 223V224H109ZM110 223V224H111ZM121 223V224H120ZM3 224V225H2ZM7 226H6V225ZM31 224V225H30ZM34 224V225H33ZM57 225L58 224V228H57V226H55V225ZM64 224V225H63ZM96 224H94V225H96ZM119 224H120V226H119ZM170 224V225H169ZM18 225V228H19V226H21V225H25L26 226V228L27 229H29V230H27V231H29V232H27V234H25V233H21V232H18V230L19 229H17V227H15V226H17ZM38 225H40V226H44V227H42L43 228V232H44V228H45V234H44V239H45V236H46V234L47 233H49V231L51 230V228H52V230L50 231V232H52L54 229H55V227H56V237H57V233H59L58 234V237L57 238H55L54 237V239H53V237H51L50 238V233L49 234H47V238L45 239V241L46 242H42L43 244H44V246H51V248H49V249H47L48 247H44L43 245V249L44 248H46L45 250H43L42 249V246H38V245H36V246H38V247H33L29 252H21L20 250V252H21V254L18 252V244L17 243H15V242H17V237H18V235H19V239H18V242H19V240H21L20 238V236H22L23 238L24 237H27V236H30V235H28V233L29 234H31V236L32 235H34V234H36L37 233V231L36 230H38V228H41L40 226L39 227H37ZM50 225H51V227H50ZM53 225V226H52ZM65 225H66V228H65ZM68 225H70V227L68 226ZM77 227H76V226ZM121 225H122V227L124 228H121ZM126 227H125V226ZM129 225V226H128ZM6 227V228H8V229H5L4 227ZM9 226V227H8ZM11 226V227H10ZM55 226V227H54ZM64 226V227H63ZM68 226V227H67ZM134 226V225H133ZM4 229H3V228ZM60 227H63V228H60ZM73 227H74V229H73ZM85 227V228H84ZM115 227H117V228H115ZM35 230H34V229ZM48 228V229H47ZM50 228V229H49ZM72 228V231H70V229ZM76 228V229H75ZM77 228H79L78 230H77ZM16 229V230H15ZM31 229V230H30ZM33 229V230H32ZM60 230V231H62V232H58V230ZM65 229V230H64ZM119 231H118V230ZM69 231V232H68ZM76 233H75V232ZM82 231V232H81ZM89 231V230H88ZM11 232V233H10ZM31 232V233H30ZM66 234V235H64V233ZM72 232H74V233H72ZM78 232V233H77ZM84 232H86V234L84 233ZM90 232V231H89ZM72 234V235H69V234ZM121 235H120V234ZM132 233V239H131V241H129L130 243H132V241H134V240H138V239H140L141 238V236H142V234H144L143 232H131ZM11 234V235H10ZM22 234V235H21ZM12 235H13V238H12ZM23 235H25V236H23ZM27 235V236H26ZM69 235V236H68ZM75 235V237L74 238H72L73 236ZM84 235V236H83ZM85 235H86V237H85ZM89 235H90V237H92V238H89ZM97 235H101V234H97ZM113 235V236H112ZM127 235V234H126ZM6 236H7V238H6ZM15 236H17V237H15ZM60 236H62V237H60ZM64 236H66L65 238H64ZM79 238H78V237ZM88 236V237H87ZM102 236V235H101ZM16 239H15V238ZM68 237V238H67ZM96 237V238H95ZM110 237H111V239H110ZM119 237V238H118ZM5 238V239H4ZM22 238V241L23 240H25V239H23ZM49 238H50V240H49ZM87 238V239H86ZM100 238V237H99ZM113 238V239H112ZM48 239V240H47ZM58 239V241H59V239H63V243L65 242L64 240H66V242L69 244V245H67V243L65 242L64 244H63V248L64 249H62V247L61 248H59L58 246H59V242L57 243V240ZM72 239V240H71ZM75 239H78L79 240V242H78V240H75ZM86 239V240H85ZM90 239H92V240H90ZM16 240V241H15ZM54 240V242H52ZM88 240L90 241V242H88ZM99 240H101V239H99ZM22 241H20V243L22 242ZM42 241H44V240H42ZM47 241H49L48 243L49 244H47ZM55 241H56V243L57 244H54L53 245V243H55ZM74 241V242H73ZM88 243H87V242ZM52 242V243H51ZM86 242V246H84V243ZM96 242V241H95ZM94 242V243H95ZM107 242H105V243H107ZM46 243V244H45ZM75 243V244H74ZM77 243V244H76ZM13 244V245H12ZM14 244H16L17 246H16V248L14 247L15 245ZM51 244V245H50ZM82 244H83V246L84 247H87L86 249H88V247H90V249L89 250H87V251H85V250H82L81 249V251H77V249L78 250H80L79 248H83V246H82ZM55 245H57V246H55ZM61 245H62V243H61ZM65 245V246H64ZM74 245H77V246H74ZM90 245V246H89ZM93 245V246H92ZM55 246L56 248H57V250H56V248L54 249L53 247ZM78 246H80L79 248H78ZM82 246V247H81ZM96 246H98V247H100L99 245H95V247ZM119 246H121V244H119ZM3 247V248H2ZM10 247V248H9ZM13 247V248H12ZM40 247V248H39ZM92 247H93V249H92ZM105 246H103V247H100V248H104ZM8 248H9V250H8ZM35 248H36V250H35ZM72 250H71V249ZM76 250H75V249ZM2 249V250H1ZM11 249V250H10ZM14 249V250H13ZM43 250V251H41V250ZM84 249V248H83ZM119 249V248H118ZM117 248H116V250H114L113 251V253H112V256H113V258H115L114 259V261H112L113 260V258H110V262H109V264H116V260H117V257H118V253L116 252L117 250H118ZM17 250V251H16ZM36 251L37 253H35L34 254V252H32V251ZM53 250V251H52ZM8 251V252H7ZM44 251L46 252V253H44ZM53 252V253H51V252ZM63 251V252H62ZM76 251V252H75ZM5 252V253H4ZM9 252H10V254L12 255H10L9 254ZM13 252H15V253H13ZM17 252L19 253V254H17ZM41 252H42V254H41ZM62 253V254H60V253ZM111 252V253H110ZM114 252H116V254L114 253ZM30 255H29V254ZM32 253V254H31ZM48 253V254H47ZM65 253H66V256L64 257V255H65ZM68 253V254H67ZM97 253V254H96ZM100 253V254H99ZM15 254V255H14ZM64 254V255H63ZM71 254V255H70ZM80 254H82L81 256H80ZM92 254H94V256L92 255ZM113 254H115V255H113ZM4 255V257L5 258H3L2 256ZM8 255V256H7ZM28 255V256H27ZM95 255H97L96 257H95ZM107 255H110V256H107ZM15 256V257H14ZM20 256V257H19ZM26 256L28 257V258H26ZM30 256V257H29ZM69 256V257H68ZM74 256V257H73ZM100 256V257H99ZM111 256V257H112ZM9 257V258H8ZM66 257H68V259L66 258ZM106 257V258H105ZM107 257H108V259H107ZM10 259V261L8 260V259ZM26 258V259H25ZM36 258V259H35ZM65 258V259H64ZM70 258V259H69ZM71 258L73 259V260H71ZM85 258V259H84ZM102 258H105L104 260L102 259ZM4 259H7V262H6V260H4ZM12 259V260H11ZM19 259H20V262H19ZM23 259V260H22ZM29 259V260H28ZM32 259H33V261L35 262H31L32 261ZM38 259V260H37ZM62 259H63V261L64 260H66V261H64V263L62 262ZM112 259V260H111ZM78 262H76V261ZM25 261V262H24ZM29 261V262H28ZM67 262L68 264H70V262ZM105 261V262H104ZM101 262V263H100ZM114 262V263H113ZM38 264H40V263H38Z\"/></svg>",
	"mask_w": 264,
	"mask_h": 264
}]
</instances>
